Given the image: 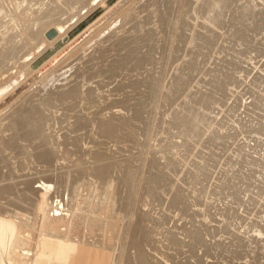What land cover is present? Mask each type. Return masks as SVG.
Returning <instances> with one entry per match:
<instances>
[{
    "label": "bare ground",
    "instance_id": "bare-ground-1",
    "mask_svg": "<svg viewBox=\"0 0 264 264\" xmlns=\"http://www.w3.org/2000/svg\"><path fill=\"white\" fill-rule=\"evenodd\" d=\"M2 1V0H1ZM0 1V2H1ZM20 1V0H19ZM28 2V0H21V4L23 2ZM33 1V0H32ZM37 1V0H36ZM42 1V0H41ZM97 0H52L51 1V4L53 2L54 4V10L52 11L51 9L47 12V14H45L46 16L41 18L40 15H39V18L35 19V26H41V24L45 26V22L46 23H52L54 26H52V28L48 29L46 32L44 31V33L41 31L42 29H35L34 32L32 34V37H34L35 40H37V44L36 42L34 43L36 45V48L38 47L39 49L48 44H52L54 42H56L57 40H59L61 38V36L63 35V32L67 29V26H66V22H63L61 20V18H59V16L62 17V15H64L65 13H67L69 11V13H75V12H72L74 9H79V7L76 8L77 5H82L84 7H89L92 3H96ZM241 0H201L199 2V4H197V6L194 8L191 6V8L189 9L188 8V12H187V17L185 18H188V17H191L192 18H198L197 20L201 19V21H204L206 22L207 24H210V26H220V25H223L224 26V21L226 20L225 16H227V14H230L229 16H233L235 17L236 19H232L233 21H235V26L234 28H232V30L227 32L229 34V37L232 42L233 40L234 41H238V42H241L242 43V46L239 47H236L235 44L233 43L234 47H232L233 45L231 44V46H229L233 52L235 51L236 53H233L234 56L232 58V56H230V58L228 57V59L225 57V55L227 56V54L223 55V57H220L223 58L222 60L225 59L226 62H222L223 65L219 66L222 67L221 70L218 71V69H215L217 71V74L218 73H222V75L220 76V74H218V76L214 75L213 73L211 74V71L213 70H208L206 71L207 73H209V78L214 75V77H212L213 79H211L212 81L209 82V80L207 82H209L208 84H212V86L210 87L209 85V88L206 87L207 85H205V89L202 87L199 86V84L197 82H199V80L197 81L196 79L193 78V76L196 74L195 78L197 77V73H195L196 71H198L197 69V66L203 62V64H209V62L207 63L206 59L210 62H213V60H209V57H206V59L204 58V55L206 56L208 52H210V50H212V47L214 46V43H213V36L212 34L214 35V32H213V27L211 29V31L209 30L211 27L207 28L208 29V32L206 30L205 31V34L206 32L208 34H206L205 36H202L203 34V31L199 32L198 29L197 31L194 30L193 32H190L191 35H187L189 38H190V42H189V45L191 46H187V41L185 40L186 45L190 51L188 52V54L186 55L187 53V50L184 49L186 48L184 46V50H186V57L185 59L183 60L184 61V64H182L180 61L179 62L184 65V69L182 70L181 68H179L181 65L178 64V68L176 69L177 71L179 70L180 74L179 75H174V77H170L171 78V81L170 79H167L164 75V77L167 79V81L169 80L170 84L167 82V84H169V94L168 96H166L164 102L165 103H169L171 104V106L173 105L172 103L177 101L178 103V100L180 102V100L182 98H187L188 102L184 100V102L182 101L181 103V106L180 104L179 105H176L174 103V107L176 106H180L178 108H174L173 109H176V110H173L175 111V114L174 116L172 117V114H169L171 115V117H168V119L170 121H168L166 124H165V129L167 131H170L169 130V126H167V124H169L172 128H176V130H178V133L181 135V136H184L183 139H185V144L188 146L187 149H189V156H194L196 154V152L199 150L200 148V151L199 152V157H201L202 153H203V148L207 147L206 145H208V147L210 146L209 144V141L206 140L203 141V134L201 131H203V127L205 125H207V127L209 126L208 124L211 123L210 120L212 119L211 116L209 114H207V112H205L206 109H204V111H200L199 110V107L201 106L200 104H205V107L206 106H209L211 105H214V103L216 102L217 103V100H221L220 102L224 101L222 100L223 98L221 96H224L225 95V90L228 91V89L230 90V88L227 87V85L229 84H233V83H230L231 80H234L236 81L237 78H236V74L235 73H232V70H235L236 69H232L233 67L235 68L236 64L234 63H237L239 64L240 61H242L243 59V53H245L246 51L250 50L251 51V47L254 46L253 44H251V40L250 41V44H249V39H248V42H245V38L243 37V31L245 29H247V27L250 28L251 24L249 25L247 23L248 20L252 19V17L250 19H248L249 17V13L251 14L252 12H249L250 11V5L253 4L254 2L252 3H244V4H240L241 6L239 7V2ZM244 1V0H243ZM248 1V0H247ZM250 1V0H249ZM254 1V0H253ZM262 1V0H261ZM6 3V0L3 1ZM40 2V1H39ZM152 2V1H151ZM160 2V1H159ZM257 2V1H256ZM10 3V2H9ZM29 3V2H28ZM34 3V2H33ZM3 4V3H2ZM17 4V3H16ZM15 4V5H16ZM36 4V3H35ZM34 4V5H35ZM44 4V2H43ZM50 4V6H51ZM150 3L148 2V5ZM154 4V3H152ZM176 4V3H175ZM179 4V3H178ZM181 4V3H180ZM256 5V8L258 7L257 4L259 3H254ZM20 5V4H19ZM29 5V4H28ZM47 5V4H46ZM169 5V4H168ZM173 5V4H172ZM254 5V7H255ZM263 6L264 3L262 2L260 4V6ZM4 6L6 7V4H4ZM4 6H1L0 4V14H3V11H6L5 9H3L2 7ZM22 6V5H21ZM42 6V4H41ZM161 6V5H160ZM163 6V5H162ZM181 6V5H180ZM40 7V6H39ZM82 7V8H84ZM91 7V6H90ZM89 7V8H90ZM170 7V6H169ZM264 7V6H263ZM262 7V8H263ZM41 8V7H40ZM38 8V9H40ZM48 8V7H47ZM46 8V9H47ZM50 8V7H49ZM81 8V7H80ZM138 8V7H137ZM157 8V7H156ZM161 9V8H160ZM152 10V9H151ZM36 11V10H35ZM38 11V10H37ZM36 11V13H38ZM46 11V10H45ZM258 11H261L263 12V18H264V11L262 10H258ZM24 12V11H23ZM42 12V10H41ZM79 12V11H78ZM157 12V11H156ZM158 12H159V9H158ZM166 12V11H165ZM225 12V14H224ZM32 13V12H31ZM39 13H40V10H39ZM150 13V12H149ZM155 13V12H154ZM162 13V12H161ZM168 13V12H167ZM227 13V14H226ZM29 14V13H28ZM33 14V13H32ZM44 14V13H43ZM42 14V15H43ZM68 14V13H67ZM156 14V13H155ZM170 14V13H169ZM175 14V13H174ZM186 14V13H185ZM255 14V12H254ZM257 14V13H256ZM3 15H0V16H3ZM16 16L17 13H15ZM70 15V14H69ZM75 15V14H74ZM128 15V14H127ZM158 15V14H157ZM160 15V14H159ZM163 15V14H161ZM12 16V15H11ZM34 16V15H33ZM38 16V15H37ZM67 16V15H66ZM71 16V15H70ZM87 16V15H86ZM154 16V15H153ZM252 16V15H251ZM258 15H256L257 17ZM5 17V16H4ZM8 17V16H7ZM6 17V18H7ZM19 17V16H18ZM26 17V16H25ZM74 17V16H73ZM159 17V16H158ZM223 17H224V20H223ZM255 17V18H256ZM13 18V17H12ZM11 20H15V19H12ZM41 18V19H40ZM72 18V16H71ZM162 18V16H161ZM176 18V17H175ZM183 18V17H181ZM259 18V17H257ZM256 18V19H257ZM20 18H18L19 20ZM68 19V18H67ZM66 19V20H67ZM137 19V17H136ZM142 19V18H141ZM145 19V18H144ZM177 19V18H176ZM190 19V18H188ZM229 19V18H228ZM5 20V19H4ZM21 20V19H20ZM64 20V21H66ZM69 20H72L69 18ZM67 20V21H69ZM133 20V19H132ZM143 20V19H142ZM163 20V19H162ZM187 20V19H186ZM196 20V19H195ZM196 20V21H197ZM260 20V19H259ZM134 21V20H133ZM156 21V20H155ZM164 21V20H163ZM178 21V20H177ZM176 21V22H177ZM183 21V20H182ZM189 21V20H188ZM194 21V20H193ZM252 21V20H251ZM254 21V20H253ZM252 21V22H253ZM258 21V20H257ZM4 22V21H3ZM10 22V21H9ZM21 22V21H20ZM162 22V21H161ZM185 22V21H184ZM195 22V21H194ZM200 22V21H198ZM131 23V22H130ZM156 23V22H155ZM159 23V21L157 22ZM165 23V21H164ZM187 23V22H186ZM185 23V24H186ZM189 23V22H188ZM197 23V22H195ZM231 23V22H230ZM250 23V22H249ZM254 23V22H253ZM256 23V22H255ZM259 23V22H258ZM28 24V23H27ZM163 24V23H162ZM200 24V23H199ZM49 25V24H48ZM146 25V24H145ZM161 25V24H159ZM193 25V24H192ZM201 25V24H200ZM198 25V26H200ZM227 25V23H226ZM233 25V24H232ZM155 26V25H154ZM162 26V25H161ZM185 26H188V25H185ZM191 26V25H190ZM222 26V27H223ZM253 26V25H252ZM251 26V27H252ZM42 27V26H41ZM51 27V26H49ZM128 27V26H126ZM182 27V26H181ZM184 27V26H183ZM182 27V28H183ZM206 27V26H205ZM208 27V26H207ZM225 27V26H224ZM230 27V26H229ZM259 27V26H258ZM16 28V27H15ZM27 28V27H26ZM31 28V27H30ZM48 28V27H47ZM111 28H113L111 26ZM131 28V27H130ZM163 28V27H162ZM198 28V27H197ZM204 28V26L201 28H199V30H202ZM248 28V29H249ZM10 29V28H9ZM22 29V28H21ZM20 29V30H21ZM25 29V27L23 28ZM29 29V28H28ZM52 29H55L56 31V35L53 37V38H48L47 37V33L52 30ZM75 29L74 28L68 35L67 39L72 36L74 33H75ZM144 29V28H143ZM155 29V28H154ZM180 29V28H179ZM188 29V27H187ZM32 30V29H31ZM46 30V28H45ZM124 30V29H123ZM127 30V29H126ZM141 30V29H140ZM192 30V29H191ZM227 30V29H226ZM130 30H128L129 32ZM180 31V30H179ZM23 32V31H22ZM25 32V31H24ZM23 32V33H24ZM115 32V31H113ZM112 31L110 32L111 34L113 33ZM124 32V31H123ZM140 32V31H139ZM148 32V31H147ZM145 31V33H147ZM163 32V30H162ZM216 32V31H215ZM225 32V31H224ZM248 32V31H247ZM251 32V31H250ZM15 33V32H14ZM26 33V32H25ZM116 33V32H115ZM136 33V31H135ZM170 33V31H169ZM186 32V29H185V32ZM189 33V32H188ZM257 33V31H256ZM11 34V33H10ZM29 34V33H28ZM106 34V33H105ZM118 34V33H117ZM116 34V35H117ZM144 34V33H143ZM171 34V33H170ZM219 34V33H217ZM216 34V35H217ZM246 34V33H245ZM260 34V33H259ZM12 35V34H11ZM115 35V34H114ZM113 35V36H114ZM119 35V34H118ZM146 35V34H145ZM162 35V34H160ZM181 35H183V32L181 33ZM179 36V42L183 41L184 38L183 36ZM185 35V34H184ZM204 35V34H203ZM224 35V34H222ZM258 35V34H257ZM8 36V35H7ZM21 36V35H20ZM27 36V35H25ZM30 36V35H28ZM27 36V37H28ZM112 36V37H113ZM127 36V35H125ZM124 36V38H125ZM154 36V34H153ZM157 36V35H156ZM167 36V35H166ZM186 36V35H185ZM184 36V37H185ZM13 37V35H12ZM102 37V36H101ZM107 37V35L105 36ZM110 37V35L108 36ZM128 37V36H127ZM135 37V36H134ZM133 37V38H134ZM158 37V36H157ZM163 37V36H162ZM161 37V38H162ZM165 37V36H164ZM187 37V38H188ZM224 37V36H223ZM16 38V37H15ZM116 38V37H115ZM114 38V39H115ZM120 38V37H119ZM118 38V39H119ZM121 38H123L121 36ZM120 38V39H121ZM129 38V37H128ZM148 38H151V37H148ZM155 38V37H154ZM177 38V37H176ZM188 38V40H189ZM231 38H234V39H231ZM244 38V39H243ZM256 38V37H255ZM33 39V38H32ZM67 39H65L64 41H66ZM109 39V38H108ZM112 39V38H110ZM127 39V38H126ZM132 39V38H131ZM130 39V40H131ZM137 39V38H136ZM259 39V38H258ZM9 40V39H8ZM13 41V38L11 39ZM44 40V41H43ZM93 40V39H92ZM124 40V39H122ZM129 40V39H127ZM129 40V41H130ZM135 40V39H134ZM153 38L151 39V42H152ZM156 40V39H155ZM159 40V39H158ZM157 40V41H158ZM161 40V39H160ZM178 40V39H177ZM202 43H200L201 41ZM217 40V39H216ZM215 40V41H216ZM224 40V39H223ZM225 40L227 41L228 38ZM7 41V40H6ZM28 41V40H27ZM34 40H32L33 42ZM64 41H61L59 43H57V45H55L54 48L50 49L49 51H47L43 56H41L39 59H37L29 68L25 69V71L27 73H32L34 71H36V67H40L45 61H47L50 57H52L54 55V53H56L58 50L57 49H60L62 47V45H64ZM112 41V40H111ZM109 42L110 44L112 42ZM125 41V40H124ZM138 41V40H137ZM155 41V43L157 42ZM200 41V42H199ZM225 41V42H226ZM247 41V40H246ZM256 41V40H255ZM14 42V41H13ZM19 42V41H18ZM30 42V41H29ZM27 42V43H29ZM107 43V41H105ZM114 42V40H113ZM123 42V41H122ZM131 42V41H130ZM146 42V41H145ZM150 42V41H149ZM149 42H147L149 44ZM176 42V41H175ZM174 42V43H175ZM219 42V41H218ZM224 42V41H223ZM222 42V43H223ZM224 42V43H225ZM229 44L232 43L230 41H228ZM238 42H235L236 44ZM105 43V44H106ZM121 43V42H120ZM125 43V42H124ZM123 43V45H124ZM128 42H126L127 44ZM135 43V41L133 42V44ZM139 43V42H138ZM138 47L136 49V47L134 49H136L135 51L139 52V49H140V43L138 44ZM144 43V42H143ZM142 43V44H143ZM157 46L160 44L159 41L157 42ZM195 43V44H194ZM227 43V42H226ZM241 43H238L239 45H241ZM255 43V42H253ZM13 44V43H12ZM30 44V43H29ZM84 44V43H83ZM90 44V43H89ZM130 44V43H128ZM131 43V45L129 46L128 49H132L131 47H134L132 46L133 45ZM147 44V45H148ZM6 45H8V43H6ZM10 47L6 46L7 49H9V51L11 52H14L17 48H19V46H11V43L9 44ZM14 45V44H13ZM23 45V44H22ZM21 45V46H22ZM118 45H120L118 43ZM136 45V44H134ZM136 45V46H137ZM151 45V43H150ZM153 46L154 43L152 44ZM164 45V44H163ZM176 45V44H175ZM193 45V46H192ZM216 45V44H215ZM256 45H259L258 47H261L260 43L259 44H255ZM27 46V44L25 45ZM24 46V47H25ZM30 46H32V44H30ZM29 46V47H30ZM106 46H108V44H106ZM127 46V45H126ZM143 46H146V45H143ZM165 46V45H164ZM163 46V47H164ZM167 46V45H166ZM177 46H178V43H177ZM23 47V46H22ZM21 47V48H22ZM28 47V46H27ZM114 46L112 45L111 48H113ZM149 47V46H148ZM147 47V48H148ZM152 47V46H150ZM162 47V48H163ZM168 47V46H167ZM219 47V46H218ZM226 47H228V45L226 44ZM238 48L236 50H234L233 48ZM242 47V48H241ZM258 47L256 46L255 48L258 49ZM15 48V49H14ZM32 48V47H30ZM28 48V49H30ZM109 48V47H108ZM119 48V47H118ZM124 48V46H123ZM153 48V47H152ZM156 48V47H155ZM214 48V47H213ZM229 48V49H230ZM254 48V47H253ZM262 48V47H261ZM264 48V47H263ZM90 49V48H89ZM127 47L125 50H127V52H130L128 51ZM146 49V48H145ZM176 49V48H175ZM174 49V50H175ZM182 49L181 45H180V50ZM182 49V51H183ZM228 49V50H229ZM239 49H241L239 51ZM6 50V49H5ZM13 50V51H12ZM95 50V49H94ZM112 50V49H111ZM133 50V49H132ZM131 50V53L134 52ZM153 49L150 48V52L148 51V53L146 52L145 56H144V59H143V64H140L138 67L142 68L143 69V66L147 64H152L154 63V61L157 59L156 56V53L155 52H158L160 50V47H159V50L158 51H151ZM157 50V49H156ZM167 50V49H166ZM169 50V49H168ZM171 50V49H170ZM179 48H178V51H180ZM215 50V49H214ZM218 50V49H217ZM227 49H225L226 51ZM228 50L226 51V53H228ZM231 50V51H232ZM238 50V51H237ZM254 50V49H253ZM25 51H27L25 49ZM30 51V50H29ZM32 51V50H31ZM102 51V50H101ZM108 51V50H107ZM120 51H122L120 49ZM144 51V50H143ZM163 51V50H162ZM173 51V50H172ZM170 51V52H172ZM206 51V52H205ZM219 51V50H218ZM256 51V50H255ZM259 51V50H257ZM262 51V50H260ZM19 52V51H18ZM17 52V53H18ZM21 52H22V49H21ZM28 52V51H27ZM100 52V51H99ZM177 52V51H176ZM181 52V51H180ZM185 51H183V54H184ZM201 53V56L204 58L203 60H198L200 58V55L199 57L196 56L198 54L196 53ZM224 52V51H223ZM222 52V54H224ZM241 52V53H239ZM249 52V51H248ZM3 53V52H2ZM23 53V52H22ZM93 53V52H92ZM110 53V52H109ZM120 53V52H119ZM122 53V52H121ZM130 53V54H131ZM153 53H154V57L153 58ZM182 53V52H181ZM191 56L194 54V56L197 58L196 60L192 59L193 57H190L188 55ZM206 53V54H205ZM239 53V54H238ZM258 53V52H257ZM1 54V53H0ZM13 54V53H11ZM26 54V53H24ZM28 54V53H27ZM30 54V53H29ZM79 54V53H78ZM108 54V53H107ZM116 54V53H115ZM118 54V53H117ZM126 55H128L129 57V60L131 59L129 56L130 54L126 53ZM136 54V53H135ZM158 54V53H157ZM177 54V53H176ZM203 54V55H202ZM211 55H214L210 52ZM210 54H208L209 56H211ZM217 54V53H215ZM228 54H231V52H229ZM247 54V53H246ZM250 54V53H248ZM247 54V55H248ZM264 54V53H263ZM3 55V54H1ZM9 56V54H7ZM18 55V54H17ZM92 55V54H91ZM95 55V54H94ZM97 55V54H96ZM99 55V54H98ZM101 55V54H100ZM109 55V54H108ZM107 55V56H108ZM125 55V56H126ZM132 55V54H131ZM138 55V53H137ZM137 55L135 56L137 58ZM142 55V54H141ZM156 55V56H155ZM166 55V54H165ZM170 55V54H169ZM179 55V54H178ZM207 55V56H208ZM219 55L221 56V54L219 53ZM218 55V56H219ZM259 56V54H257ZM256 55V56H257ZM4 56V55H3ZM6 56V54H5ZM6 56V57H8ZM77 56H80L77 55ZM93 56V55H92ZM122 56V55H121ZM123 56V57H125ZM134 56V54H133ZM132 56V57H133ZM143 56V55H142ZM177 56V55H176ZM182 56V54H181ZM181 56H179V58H181ZM217 56V58H218ZM242 56V58H241ZM249 56V55H248ZM247 56V57H248ZM252 56V55H250ZM1 57V56H0ZM24 57V56H23ZM85 57V56H84ZM120 57V55H119ZM127 57V56H126ZM127 57V59H128ZM134 57V58H135ZM162 57V56H161ZM165 57V56H164ZM163 57V58H164ZM167 57V56H166ZM188 57V58H187ZM190 57V58H189ZM194 57V58H195ZM246 57V56H245ZM244 57V58H245ZM253 57V56H252ZM18 58V56H17ZM25 59H23L25 62L27 61V59L29 58L28 55H26L24 57ZM122 58V57H121ZM140 58V56H139ZM162 58V59H163ZM177 58V59H179ZM212 58V56L210 57V59ZM214 58V56H213ZM216 58V57H215ZM214 58V59H215ZM2 59V57H1ZM4 59V57H3ZM2 59V60H3ZM6 59V58H5ZM12 59V58H11ZM16 59V58H15ZM76 59V58H75ZM99 59V58H98ZM97 59V60H98ZM111 59V58H110ZM120 59V58H119ZM118 59V61H119ZM124 60V61H121V60ZM120 59V62H123L122 64L124 65L125 62V59L122 58ZM126 59V61H128ZM142 59V58H141ZM155 59V60H153ZM158 59H159V56H158ZM175 59V57L173 58ZM182 59V58H181ZM219 59V58H218ZM216 59V60H218ZM231 59V62L234 61L233 63H229L228 61H230ZM247 59V58H246ZM245 59V60H246ZM253 59V58H251ZM250 59V60H251ZM9 60V59H8ZM7 60V61H8ZM81 60V59H80ZM96 60V61H97ZM165 60V59H164ZM163 60V61H164ZM199 61V64H197L196 66V63ZM205 60V62H204ZM245 60H243L245 62ZM254 60V59H253ZM259 60V59H258ZM6 61V62H7ZM19 61V60H18ZM75 61V60H74ZM86 61V60H85ZM117 61V62H118ZM134 61V60H133ZM153 63H149V62H152ZM156 65L158 63V61L160 60H156ZM175 61V60H174ZM178 61V60H177ZM196 61V63L194 62ZM249 61V60H248ZM260 61V60H259ZM4 62V64L6 63ZM17 62V61H16ZM71 62V61H70ZM69 62V63H70ZM89 62V61H88ZM116 62V60L114 61ZM116 62V63H117ZM119 62V63H120ZM137 62V61H136ZM142 63V61H139ZM178 62V63H179ZM220 62V60H219ZM217 61V63H219ZM27 63V62H26ZM91 63V62H90ZM161 63V61L159 62ZM216 63V64H217ZM221 63V62H220ZM251 63V61H250ZM263 63V62H262ZM261 63V64H262ZM1 64V63H0ZM14 64V63H13ZM77 64V63H76ZM85 64V63H84ZM108 64V63H107ZM121 64V65H122ZM133 64V63H132ZM138 64V63H137ZM148 64H147V67H148ZM204 64V66H205ZM212 64V63H211ZM211 64L207 65V67L210 69V67H216L218 68V65L215 66V64H212L214 66H211ZM232 64H234L235 66L232 67ZM242 64V63H240ZM245 64V63H244ZM246 64H248L246 62ZM258 64V63H257ZM9 64L7 63V66ZM15 65V64H14ZM96 65V64H95ZM109 65V64H108ZM160 65V64H158ZM162 65V63H161ZM174 65V64H173ZM202 65V64H201ZM243 65V64H242ZM251 65V64H250ZM250 65H246L245 67H250ZM260 65V63H259ZM5 66V65H4ZM91 66V65H90ZM89 66V67H90ZM93 66V65H92ZM91 66V67H92ZM111 66V65H110ZM119 66V65H118ZM117 66V67H118ZM135 66V64H134ZM150 66V65H149ZM203 66V67H204ZM210 66V67H209ZM238 66V65H237ZM254 66L256 67V65L254 64ZM1 67V66H0ZM10 67V66H9ZM8 67V68H9ZM70 67V66H69ZM78 67V66H77ZM76 67V68H77ZM85 67V66H84ZM88 67V66H87ZM90 67V68H91ZM120 67V66H119ZM126 67V65L124 66ZM154 67V65H153ZM159 67V66H158ZM161 67V66H160ZM163 67H165L163 65ZM159 68V71L160 70H164V68ZM167 67V65H166ZM182 67V66H181ZM199 67V66H198ZM207 67L205 69H207ZM244 67V68H245ZM2 68V67H1ZM66 68V67H65ZM72 68V67H71ZM101 68V67H100ZM115 68V67H114ZM122 68V67H121ZM131 68V66H130ZM135 68V67H134ZM155 68H157L155 66ZM169 69V65L167 67ZM173 67L170 66V69H172ZM175 68V67H174ZM252 68V67H251ZM13 69V68H12ZM36 69V70H35ZM64 69V67H63ZM138 69V68H136ZM141 69V70H142ZM166 69V68H165ZM181 69V70H180ZM204 69V68H202ZM204 69V70H205ZM213 69V68H211ZM242 69L243 71L245 69H243V66L242 68H239V70ZM255 69V68H254ZM5 70V69H4ZM91 70V69H90ZM140 70V69H139ZM154 70V69H153ZM156 70V69H155ZM173 70V69H172ZM199 70L201 71L202 73V70H201V67H199ZM203 70V71H204ZM214 70V73L216 72ZM239 71V72H243V71ZM247 70V69H246ZM252 70V69H251ZM23 72V73H26V72ZM69 71V70H68ZM93 71V70H92ZM96 71V70H95ZM99 71V70H97ZM122 71V70H121ZM126 71V70H125ZM132 71V70H131ZM130 71V72H131ZM157 71V70H156ZM169 71V70H168ZM199 71V72H200ZM221 71V72H220ZM234 71V72H235ZM237 71H238V68H237ZM249 71V70H248ZM62 72V71H61ZM91 72V71H90ZM102 72V71H101ZM119 72V71H117ZM137 72H140L137 70ZM136 72V73H137ZM146 72V71H145ZM143 72V73H145ZM161 72V71H160ZM165 71H163L164 73ZM171 72V71H170ZM169 72V74H171ZM174 72V70L172 71ZM178 72V73H179ZM182 72V73H181ZM246 72V71H245ZM259 72V71H258ZM66 73V72H65ZM77 73V72H76ZM98 73V72H97ZM105 73V72H103ZM143 73H141L143 75ZM147 73H150V69H149V72H146ZM158 74L159 72H154L153 74ZM162 73V72H161ZM161 73H159L161 75ZM162 73V75H163ZM165 73H168L167 70ZM176 73V72H175ZM195 73V74H193ZM200 73V74H201ZM204 73V72H203ZM253 73V72H252ZM69 74V72H68ZM74 74V73H73ZM86 74V73H85ZM94 74V73H93ZM114 74V73H113ZM145 74V75H146ZM169 74H168V77H169ZM205 74V73H204ZM234 74V76H233ZM238 74V73H237ZM248 74V73H247ZM246 74V75H247ZM71 75V74H70ZM102 75V74H101ZM127 75V74H126ZM131 75V73H130ZM135 75V74H134ZM150 75V74H148ZM160 75H155L157 76L156 79H151L152 81V84L150 83V85H152V87H155L156 88V85L158 84V86L161 85L160 82H162L163 80L160 78L161 76ZM172 75V74H171ZM208 76V74H206ZM206 75L204 76L206 79ZM236 75V76H235ZM255 75V74H254ZM262 75V74H261ZM67 76V75H66ZM74 76V75H73ZM104 76V75H103ZM117 76V75H116ZM128 76V75H127ZM126 76V77H127ZM158 76L160 78V80L162 81H159L158 79ZM167 76V75H166ZM201 75H198V77L200 78ZM243 76V74H242ZM248 76V75H247ZM246 76V77H247ZM260 76V75H259ZM75 77V76H74ZM92 77V75L90 76ZM105 77V76H104ZM103 77V78H104ZM115 77V76H114ZM132 77V76H131ZM150 77V76H149ZM152 77V76H151ZM162 76V78H164ZM203 78V76H201ZM85 78V77H84ZM106 78V77H105ZM258 78V76H257ZM262 78V77H261ZM57 79V78H56ZM100 79V78H99ZM194 79V81H197V82H194L198 85H193L191 84L192 83V80ZM204 79H202V81H205ZM129 80V79H128ZM139 80V79H138ZM201 80V78H200ZM207 80V79H206ZM233 80V82H235ZM243 80V79H242ZM242 80L240 82H242ZM256 80V84H263V81L264 79L261 80V82H259L260 80L258 79H254ZM257 80H258V83H257ZM76 81H78L76 79ZM80 81V80H79ZM103 81V80H101ZM100 81V82H101ZM124 81V80H123ZM126 81V80H125ZM134 81V80H133ZM147 81V80H145ZM165 81V80H164ZM59 82V81H58ZM63 82V81H62ZM70 82V81H69ZM95 82V81H94ZM115 82V81H114ZM150 82V80H149ZM160 85H159V83ZM201 82V81H200ZM205 82V83H207ZM255 82V81H254ZM15 82H12V83H8L7 85H4L2 87H0V101L3 99V96L7 93V91L10 89V87L14 84ZM136 83V82H135ZM155 83V84H154ZM202 83V82H201ZM204 83V82H203ZM238 83V82H237ZM50 84V83H49ZM52 84V83H51ZM98 84V83H97ZM131 84V83H130ZM134 84V83H133ZM149 84V83H148ZM166 84V83H164ZM261 84V85H262ZM80 85V84H78ZM124 85V83H123ZM128 86L129 83L127 84ZM126 85V86H127ZM140 85V84H139ZM236 85V83H235ZM238 85V84H237ZM241 85V84H240ZM250 85V84H249ZM253 85V84H252ZM46 86V85H45ZM49 86V85H48ZM52 88L50 89L51 91H48V98L46 99H43L39 102L38 100L36 101V103L34 101V103L31 102V100H28L26 101L22 107H23V111L19 112H15V114H13V118L8 121V123H10V126L6 124H4L3 127H0L1 128V133L2 135H4V138L6 137V141L3 143V145L0 146V149L4 146L5 147H8L9 148V151L10 152V160H12L11 162H8V164H3V162H1L0 164V264H237V262L235 263V261H239V260H242L245 258H249V261L247 263H242V264H264V260L261 259V256L264 254L263 251H261V248L259 245V242L257 243V239H259V237L257 238L256 235H254L253 233L252 236L253 237H250V238H246L248 237V235L246 237H242V235L236 231L237 229L233 228L232 226H230L228 224V226H221V227H210V225H206V223L204 224L203 221H199L201 218H204V217H210V213H209V209L211 208V205L212 203L209 202L208 199H205L204 197V200H208L207 201H203V198L202 196L208 194V195H211V199H214L215 198L219 199V198H225V204L228 206V214L226 213L225 215H227V218L228 219H236L237 217H242V216H239L241 214V211L242 209H240V214L235 218V213L232 214V211L233 212H238V210L236 211L235 209H238V208H241L243 206V208L245 207V205H248L246 204V201L244 199H246L245 197L243 198V193L241 190V187H239L241 190H238L236 188V186L238 187V185L240 186H243L244 188V184L242 183L241 184H238L236 185V182L235 183V186L233 185H230L228 186L227 184V187H215L214 184H210L209 185V180L211 178V172H213V170H209L212 166L217 168L213 163H216L219 158H221L220 161H225V157L223 159V157H221L222 155L219 154L218 152H215V151H209L206 152L208 153V156H204L205 158L208 157V162L206 160H204V164L207 162V167L205 168V170L203 169H200V168H204L199 166L200 168H197L199 169L198 171H196V166H197V163L196 161H194L195 163H193L192 165L190 164L187 168L191 169V171L188 173L184 171L185 173V177L184 179H176L174 178H171L172 175H170L171 173L173 174L175 171L177 172V167H179V165L181 164L180 161L181 160H172V159H169V162H168V158L166 159L167 160V164L164 165V163L161 165V167L157 166L155 163H152L154 162V160L156 159V157H154L155 159H153V161L151 162V164H148V166L146 165L145 168L147 170L146 173H148L149 176H147L148 180L146 181L145 178H143L144 180L143 181H146L141 187L137 186V183L136 186H134V181L137 180L134 178L135 174L137 172H135L134 174V171L133 168L135 167H129V169H132V170H126V168H122L124 165V163L121 162L122 165H120V169L122 168L123 170L121 171L119 168H117V163H109L107 161V163H104L106 162V160L108 159L109 160V157L111 158V156L108 157L109 153L107 152H110L108 148H105L107 147L108 145V142L110 143V141L108 140H111L113 142L116 143H120V146L118 148V146H114V147H117L114 148L112 147V143L109 144L111 146L109 147H112L114 149H116V152L117 150L119 151V149H121V143L122 141L125 139H128L130 138L132 135L135 136V131L133 129H135V126L136 124L135 123H138L141 119H143L142 115H141V110L139 109V107H143L146 106L144 104V106L141 104L139 106L138 104V107L136 108V105L132 104V111H134L133 113H135L134 115L130 114L127 112V110L130 112V109L131 107L129 108V106H127L128 108L125 107V105H119L117 106L118 102H116L115 104H113L112 101L106 103V105L108 104L109 106H106L105 103L104 105L105 106H100V110L98 109L97 111H94L93 113L90 111L89 114H87L86 112H81L79 110V112H74L76 107H79L77 106L76 104L77 103H73V101H75V97L74 99H71L75 94L79 95L80 92H79V86H74L72 87V89L70 88V90L66 93L65 89L63 90H59V89H62L65 87V84H59V83H55V84H52L51 85ZM67 86H69L67 84ZM72 86V85H71ZM100 86V85H99ZM157 86V87H158ZM162 86V85H161ZM166 86V85H164ZM193 87L194 90H189L190 87ZM231 86V85H230ZM234 86V85H232ZM239 86V85H238ZM236 86V89L237 87ZM251 86V85H250ZM259 86V85H258ZM122 87V86H120ZM125 87V86H124ZM139 87V86H138ZM151 87V86H150ZM151 87V88H152ZM191 87V88H192ZM249 87V86H248ZM261 87V86H260ZM264 87V86H263ZM261 87V88H263ZM49 88V87H48ZM58 88V90L55 91V89ZM68 88V87H67ZM108 88V87H107ZM131 88V87H129ZM162 88V87H161ZM165 88H168L167 87H164V90ZM228 88V89H227ZM239 88V87H238ZM242 89V87H240ZM245 88V87H244ZM257 88V87H256ZM256 88H253V89H256ZM44 89V88H43ZM145 89V88H144ZM148 89V88H147ZM157 89V88H156ZM250 89V88H249ZM95 90V89H94ZM124 90V89H123ZM139 90V88H138ZM137 90V91H138ZM259 90V89H258ZM262 90V89H261ZM264 90V89H263ZM13 91V90H12ZM10 91V93L12 92ZM116 91V90H115ZM118 91V90H117ZM116 91V92H117ZM122 91V89H120V92ZM127 91V90H126ZM131 91V90H130ZM155 91V90H154ZM226 91V92H227ZM232 91V89H231ZM237 91V90H236ZM247 91V90H246ZM90 92H93V91H90ZM99 92V91H98ZM97 92V93H98ZM134 92V91H133ZM141 92V90H140ZM149 92V91H148ZM153 92V91H152ZM248 92H251V91H248ZM253 92V91H252ZM41 93V91H40ZM46 93V92H45ZM85 93V92H84ZM122 93V92H121ZM125 93V92H124ZM128 93V92H126ZM146 93V91H145ZM167 93V92H166ZM234 93V92H233ZM232 93V94H233ZM241 93V92H240ZM256 93V91H255ZM258 93V91H257ZM261 93V92H260ZM87 94H88V91H87ZM94 94V93H93ZM100 94V92H99ZM143 94V93H142ZM152 94V93H151ZM150 94V95H151ZM160 94V93H159ZM164 94V93H163ZM162 94V95H163ZM245 94V93H244ZM248 94V93H247ZM43 95V94H42ZM45 95V94H44ZM75 95V96H77ZM113 95V94H112ZM131 95V94H130ZM129 95V96H130ZM140 95V94H139ZM137 95V96H139ZM149 95V94H148ZM147 95V96H148ZM157 94H153V96H156ZM167 95V94H166ZM186 95V96H185ZM228 95V92L227 94ZM235 95V94H234ZM239 95V94H238ZM241 95V94H240ZM254 95V93L252 94ZM257 95V94H255ZM254 95V96H255ZM38 96V95H37ZM69 96H72L70 97V100H72V103L70 104V102L68 103L67 105V102H68V99H69ZM82 96V95H81ZM84 96V95H83ZM136 96V95H135ZM143 96V95H142ZM233 96V95H232ZM251 96V95H250ZM253 96V97H254ZM261 96V94H260ZM28 97V96H27ZM41 97V96H40ZM78 97V96H77ZM106 97H109V96H106ZM117 97V96H116ZM145 97V96H144ZM157 97V96H156ZM219 97V99L217 98ZM239 97H242V96H239ZM252 97V96H251ZM256 97V96H255ZM259 97V96H258ZM263 97V96H262ZM59 98H62V102L60 103V100ZM110 98V97H109ZM109 98H108V101H109ZM118 98V97H117ZM151 98V97H149ZM148 98V100H149ZM154 98V97H153ZM153 98L150 99L153 100ZM225 98V97H224ZM227 98H229L227 96ZM227 98H225V100H227ZM232 98V97H231ZM243 98V97H242ZM245 98V97H244ZM249 98V96H248ZM264 98V97H263ZM125 99V97H124ZM130 99V98H129ZM132 99V98H131ZM134 99V98H133ZM137 99V98H136ZM159 99V98H157ZM163 99V97L161 98ZM159 99V100H161ZM235 99V98H234ZM251 99V98H250ZM257 100V97L255 98ZM35 100V98H34ZM69 100V101H70ZM105 100V99H104ZM103 100V101H104ZM107 100V99H106ZM126 100V99H125ZM123 100V101H125ZM203 100V102H202ZM231 100V99H230ZM241 101V99H239ZM243 100V99H242ZM262 100V99H261ZM80 103H82L83 105H81V109L82 111H87L88 109H91L92 106H88V104L85 106H88L90 108L87 109V107H83L84 106V101L85 100H81L79 101V99L77 100ZM88 101V100H87ZM86 101V103H87ZM102 101V102H103ZM130 102V100H127ZM146 101V100H145ZM158 101V100H157ZM239 101V102H240ZM245 101V100H243ZM252 101H254V98H252ZM39 102V103H37ZM58 102V106H56L57 104H55V106L53 105L54 103ZM101 102V101H100ZM107 102V101H106ZM126 102V101H125ZM133 102H135L133 100ZM137 102V100H136ZM141 102V101H139ZM138 102V103H139ZM144 102V100H143ZM154 102V100H153ZM163 102V101H162ZM226 102V101H225ZM233 102V100H232ZM247 102V101H246ZM263 102V101H261ZM260 100L256 101L254 104H251L255 109H260L262 106V103L261 104ZM92 103V102H91ZM99 103V102H98ZM132 103V102H131ZM150 104H152V106L150 104H148L149 106H146L148 107L147 109H149V107L151 106L152 109L154 110V108L158 109L157 104L156 103V100L154 103L152 102H149ZM227 103V102H226ZM78 104V105H79ZM120 104V103H119ZM127 104V103H126ZM223 104V103H221ZM234 104V103H233ZM241 104V103H240ZM245 104V103H244ZM26 105V107L24 108V106ZM65 105V106H64ZM66 105H67V108H66ZM94 105V104H93ZM128 105V104H127ZM130 105V104H129ZM164 105L163 107L165 108V104H162ZM230 105V104H229ZM264 105V104H263ZM63 106V107H61ZM111 106V107H110ZM167 106V105H166ZM204 106V105H203ZM202 106V107H203ZM222 106V105H220ZM224 106H226L224 104ZM249 106V105H248ZM79 107V109H80ZM97 106H95L96 108ZM125 107V108H124ZM140 107V108H141ZM229 107V106H228ZM242 107V106H241ZM247 107V106H246ZM53 109V113L50 115V116H43L42 115V112L44 111H47V109ZM114 108H121L122 111H115V112H111L112 109ZM163 108V109H164ZM167 108V107H166ZM169 108V107H168ZM207 108V107H206ZM250 108V107H249ZM22 109V108H21ZM49 109V110H50ZM56 109V110H54ZM145 109V108H144ZM143 109V111H144ZM150 109V110H152ZM157 109L154 110V113L153 111L151 113L155 114V112H157ZM208 110L209 109H212V108H207ZM222 109V108H221ZM231 109V108H230ZM240 109V108H239ZM243 109V108H242ZM262 109V108H261ZM64 111L62 112L63 114L61 116H58L56 113H58L59 111ZM94 110V106H93V109ZM96 110V109H95ZM107 110H111L109 111V113H107L108 111ZM116 110V109H115ZM158 110H160L159 112H162L161 109L159 108ZM168 110V109H167ZM170 110H172L171 108L168 110L169 112H171ZM203 110V108H202ZM218 109L215 110V113ZM227 110V109H226ZM225 110V111H226ZM234 110V108H233ZM236 110V109H235ZM245 110V109H244ZM248 110V109H246ZM89 111V110H88ZM128 115H127V113ZM131 111V113H132ZM165 111V109L163 110V112ZM207 111V110H206ZM221 111V110H220ZM254 111V109H253ZM252 111V112H253ZM124 112V113H123ZM148 112V111H147ZM158 112V113H159ZM214 112V111H213ZM219 112V111H217ZM227 112V111H226ZM246 112V111H245ZM262 112V111H261ZM11 113V112H10ZM13 113V111H12ZM45 113V112H44ZM47 113H50V112H47ZM61 113V112H60ZM146 113V112H145ZM225 113V112H224ZM223 113V114H224ZM232 113V112H231ZM235 113V112H234ZM242 113V111H241ZM244 113V112H243ZM255 113V112H254ZM257 113V112H256ZM263 113V112H262ZM143 114V112H142ZM149 114H150V111H149ZM151 114V116L153 115ZM163 113H161V117H165L167 114H165V116L163 115ZM248 114V113H247ZM229 115V114H227ZM231 115V114H230ZM229 115V116H230ZM243 115V114H242ZM245 115V114H244ZM243 115V116H244ZM250 115V114H249ZM247 115V116H249ZM262 115V114H261ZM150 116V117H151ZM213 116V114H212ZM223 116V115H222ZM226 116V115H225ZM232 116V115H231ZM236 116V115H235ZM240 116V115H239ZM246 116V115H245ZM244 116V118H245ZM258 116V115H257ZM260 116V115H259ZM147 117V115L145 116V118ZM149 117V116H148ZM241 117V116H240ZM143 120L144 122V127L146 128L147 126L145 124L148 125V122H145L146 120H148L146 118V120ZM155 118V117H154ZM214 118V117H213ZM232 118V117H230ZM236 118V117H235ZM252 121L253 119V116L249 117ZM247 117V119H249ZM10 119V117H9ZM161 118L158 119V121L160 120ZM221 119V118H220ZM223 119V118H222ZM239 119V118H238ZM246 119V120H247ZM139 120V121H138ZM150 120V119H149ZM162 120V119H161ZM160 120V121H161ZM166 120V118H165ZM216 120V119H215ZM230 120V119H229ZM234 120V119H233ZM232 120V121H233ZM237 120V119H236ZM241 120V118H240ZM238 120L236 123H238V125L240 127H242V130H246L248 131V133L246 135H249V131L251 132H254V134L256 133V136L258 137V139H260L259 137L261 136H258L257 135V132L258 134L261 132V130L263 131L264 128H262V123L259 127H253L254 125L251 124L252 122L254 123V121H252L251 123L250 122H247L245 119L244 121H240ZM255 120V118H254ZM137 121V122H136ZM151 121V120H150ZM149 121V122H150ZM157 121V120H156ZM212 121V120H211ZM250 121V120H249ZM261 121H264L263 119ZM3 122V121H2ZM54 122V124L56 126H58L59 124H65L66 126V131L63 133H59L60 131H58V134L56 132V135H52L51 132V128L54 127L55 129V125L52 123ZM141 122V123H143ZM215 122V121H214ZM219 122H221L219 120ZM230 122V121H228ZM257 122V121H256ZM7 123V122H6ZM141 123L139 122L138 125H141ZM155 123V122H154ZM154 123H152L153 125H155ZM163 123V121L161 122ZM165 123V121H164ZM215 123H218L215 122ZM215 123H212L213 125ZM227 123V122H226ZM233 123V122H232ZM258 123V122H257ZM212 124H210L212 126ZM225 124V123H224ZM255 124V123H254ZM6 125V126H5ZM54 125V126H53ZM143 125V124H142ZM141 125V126H142ZM152 125V126H153ZM161 126L160 124L157 123V126ZM173 125V126H172ZM217 125H220L217 124ZM227 125V124H226ZM257 125V124H256ZM2 126V125H1ZM140 126V127H141ZM156 126V127H157ZM164 126V125H163ZM162 126V127H163ZM167 126V127H166ZM216 126V125H215ZM232 126V125H231ZM12 127V130L15 129L17 130V132L15 133L14 132V135H13V131L11 133V131L9 132V130L11 129ZM139 126H137L138 130L140 129ZM142 126V129L144 128ZM149 127H150V124H149ZM148 129L152 131H155L153 130V127H150ZM155 127V126H154ZM224 127V126H223ZM239 127V128H240ZM48 128L50 129L49 131V135L47 137V139H45V134L43 135L44 137L41 139V135L44 133H40L41 132V129L42 130H48ZM58 128L57 130H59V126L56 127ZM163 128V130H164ZM206 128V127H205ZM213 128V127H212ZM211 128V129H212ZM235 129V127H233ZM65 129V128H63ZM147 129V128H146ZM155 129V128H154ZM157 129V128H156ZM208 129V128H207ZM210 129V128H209ZM210 129V130H211ZM215 129V128H214ZM220 129V128H219ZM230 129V128H229ZM53 130V129H52ZM136 130V129H135ZM145 130V129H143ZM165 130V132H166ZM172 130V129H171ZM175 130V129H174ZM205 130V129H204ZM218 130V128H217ZM239 130V129H237ZM45 131V132H46ZM142 131V130H141ZM140 131V132H141ZM158 131V129L156 130V132ZM162 131V130H161ZM208 131V130H207ZM212 131V130H211ZM230 131V130H229ZM232 131V130H231ZM234 131V130H233ZM137 132V130H136ZM139 132V131H138ZM139 132V133H140ZM155 134H159L156 133ZM172 132V131H170ZM169 132V133H170ZM177 132V131H176ZM236 132V131H235ZM245 132V131H243ZM243 132H241L242 134H239L242 136L243 135ZM48 133V131H47ZM150 133V132H149ZM154 133V132H153ZM162 134L164 133V131L161 132ZM210 133V132H209ZM229 132L226 133V130H225V133L223 132L224 135L228 134ZM231 133V132H230ZM263 133V132H261ZM17 134V135H16ZM101 134H104V135H101ZM138 134V133H137ZM167 134V132L165 133ZM175 134V133H174ZM207 134V133H206ZM217 134V133H216ZM219 134V133H218ZM237 134V132H236ZM245 134V133H244ZM47 135V134H46ZM205 135V133H204ZM235 135V134H234ZM238 135V134H237ZM244 135V137L246 136ZM261 135V134H259ZM263 135V134H262ZM138 136V135H137ZM143 136V135H142ZM141 136V137H142ZM159 136V135H158ZM164 137V135H162ZM177 136V135H175ZM210 136V135H209ZM227 136V135H226ZM239 136V137H241ZM1 137V136H0ZM40 137V139H39ZM136 137V136H135ZM134 137V138H135ZM203 137V138H202ZM231 137V136H230ZM229 137V138H230ZM243 137V136H242ZM243 137V138H244ZM248 137V136H247ZM250 137V136H249ZM255 137V136H254ZM2 138V137H1ZM137 138V137H136ZM155 138V136H154ZM153 138V139H154ZM166 138L168 139V135H166ZM165 138V139H166ZM169 138H170V135H169ZM178 138V137H177ZM210 138V137H209ZM220 138H222L220 136ZM220 138H218L220 140ZM228 138V137H227ZM237 138V136H236ZM241 138V139H243ZM253 138V137H252ZM250 138V140L252 139ZM201 139L203 142H205L204 144H201ZM207 139V138H206ZM212 139V138H211ZM217 139V138H216ZM143 140V139H142ZM157 140V139H156ZM155 140V141H156ZM181 140V139H180ZM200 140V141H199ZM205 140V139H204ZM224 140V139H223ZM237 140L240 142V138H237ZM236 140V141H237ZM247 140V138H246ZM254 140V139H252ZM257 140V139H255ZM254 140V141H255ZM262 140V139H261ZM260 140V141H261ZM264 140V139H263ZM107 141V142H106ZM128 141V140H126ZM137 141V140H136ZM140 141V140H139ZM235 139H234V142H232V139H228L227 141H225V144H221L220 141L218 143L220 144H217L218 146L220 145L222 151L219 149V152H228L227 155L232 152L231 151V146H232V143L233 145H235L234 143H236ZM244 141H245V138H244ZM258 141V140H257ZM21 142V143H20ZM129 142H132V140H130ZM129 142H126V143H129ZM146 142V141H145ZM149 142V141H148ZM217 142V141H216ZM242 142V140H241ZM249 142L248 140L246 141V143ZM262 142V141H261ZM260 142V143H261ZM125 143V142H123ZM142 143V142H141ZM170 144V142H168ZM238 143V142H237ZM245 143V144H246ZM264 143V142H263ZM261 143V144H263ZM107 144V145H106ZM114 144V143H113ZM130 144V143H129ZM214 144V143H213ZM244 144V142H243ZM244 144V145H245ZM249 144V143H248ZM253 144L255 145V143L253 142ZM253 144L251 145V148L254 150L256 148H254L255 146H253ZM259 144V143H258ZM257 145L256 147L259 148L260 145ZM124 145V148L125 147V144H122V146ZM147 145V144H146ZM151 145V144H150ZM164 145V144H163ZM167 145V144H165ZM202 145V147H200ZM212 145V144H211ZM237 145V144H236ZM243 145V146H244ZM157 146V145H156ZM161 146V145H160ZM185 146V145H184ZM240 146V144H239ZM250 145H248L249 147ZM259 146V147H258ZM264 146V145H262ZM261 146V147H262ZM133 147V146H132ZM146 147V146H145ZM153 147V145H152ZM237 149H238V146H236ZM124 148H122L121 150H123ZM142 148V147H141ZM154 148V147H153ZM183 148V147H182ZM242 148V146H241ZM239 148V150L237 151V149L235 151H237L236 154H239L241 153L244 158L246 159L247 162H251V154L250 152L246 150H243V148L241 149ZM250 148V150H252ZM264 148V147H263ZM7 149V148H6ZM19 149V150H18ZM65 149H72L70 150L71 152L73 151V156H69L70 158L67 159L66 155L63 154V151ZM111 149V148H110ZM129 149V148H127ZM136 149V148H134ZM144 149H147V148H144ZM149 149H152V148H149ZM203 149V150H202ZM233 149V148H232ZM242 151H241V150ZM260 149V148H259ZM5 150V149H3ZM126 150V149H125ZM131 150V149H130ZM160 150V149H159ZM162 150V149H161ZM178 150V149H177ZM258 150V149H257ZM7 151V150H6ZM4 151V152H6ZM15 151H18L20 153L21 152H24V153H21L23 154L22 156L20 155H17L15 154L16 152ZM68 151V150H67ZM66 151V152H67ZM112 151V150H111ZM134 151V150H133ZM164 151V150H163ZM162 151V152H163ZM182 151V150H181ZM180 151V152H181ZM240 151V152H239ZM260 150H258L259 152ZM262 151V150H261ZM3 152V154H4ZM65 152V151H64ZM122 152V151H121ZM220 152V153H221ZM252 152V151H251ZM254 152H256L254 150ZM18 153V154H19ZM69 153V152H67ZM124 153V151H123ZM133 153V152H132ZM136 153V152H135ZM150 153V152H149ZM154 153V152H153ZM167 153V152H166ZM261 153V152H259ZM1 154V155H3ZM117 154V153H116ZM121 154V153H120ZM134 154V153H133ZM156 154V152H155ZM175 154V153H174ZM177 154V153H176ZM232 154V153H230ZM229 154V159L231 160V155ZM253 154V153H252ZM263 154V153H262ZM124 155V154H123ZM126 155V154H125ZM148 155V154H147ZM164 155V154H163ZM162 155V156H163ZM169 155V154H168ZM173 155V154H171ZM180 155V154H179ZM183 155V154H182ZM185 155V154H184ZM186 155V156H188ZM221 155V156H220ZM226 155V153H225ZM235 155V153L232 154V156ZM240 155V154H239ZM238 155V156H239ZM257 155V154H254V156ZM264 155V154H263ZM151 156V155H150ZM191 156V157H192ZM242 156L241 159H244ZM253 156V157H254ZM4 157V155H3ZM113 157V156H112ZM122 157V156H121ZM142 157H144L142 155ZM141 157V158H142ZM159 157V156H158ZM157 157V158H158ZM196 157V156H195ZM227 157V156H226ZM227 157V159H228ZM237 157V158H239ZM72 158H75V160L77 159H81L86 166H84L83 169H78L76 168V166L78 165V162L76 161L77 165L73 162V160H70ZM77 158V159H76ZM125 158V157H124ZM140 158V157H139ZM2 159V158H1ZM15 159H18L16 160L15 162L13 160ZM115 159V158H114ZM129 159V158H128ZM131 159V158H130ZM160 159V158H159ZM182 159V158H181ZM188 159H191L190 157ZM195 159V158H194ZM223 159V160H222ZM226 159V160H227ZM233 159V158H232ZM236 160V158H234ZM233 159V160H234ZM254 159V158H253ZM3 160H6V157L3 158ZM123 160H126V159H123ZM137 160V159H136ZM135 160V161H136ZM141 160V159H140ZM183 160V159H182ZM201 160V159H200ZM239 160V159H238ZM2 161V160H1ZM8 161V160H6ZM79 161V160H78ZM148 161V160H147ZM156 161V160H155ZM159 160L157 159L156 163L158 165H160V162H158ZM164 161V160H162ZM161 161V162H162ZM192 161V160H191ZM199 161V160H198ZM219 161V162H220ZM243 161V160H242ZM260 161V162H258ZM128 162V161H127ZM139 162V161H137ZM144 161H141V163L143 164ZM149 162V161H148ZM166 162V161H165ZM193 162V161H192ZM233 162V161H232ZM244 162V161H243ZM257 162V164H255ZM256 162L254 163L255 165H259L258 168H263V163H262V160H256ZM7 163V162H6ZM129 163V162H128ZM132 163V166L135 165L133 164V161L131 162ZM131 163H129L131 165ZM150 163V162H149ZM224 163V162H223ZM226 163V161H225ZM224 163V164H225ZM245 163V162H244ZM243 163V164H244ZM129 164H127L129 166ZM140 164V165H142ZM146 164V162H145ZM155 164V165H154ZM183 164V162H182ZM199 164V163H198ZM208 164H209V167H208ZM221 164V162H220ZM237 164V163H236ZM250 165V163H248ZM262 164V165H261ZM82 165V164H81ZM91 165V166H90ZM139 165V164H136V166ZM144 165V164H143ZM142 165V166H143ZM203 165V164H202ZM230 165V164H228ZM79 166V165H78ZM77 166V167H78ZM90 166V168H89ZM122 166V167H121ZM127 166V167H128ZM157 166V167H156ZM187 166V165H186ZM217 166H219V164H217ZM243 166V165H242ZM246 166V164H245ZM248 166V165H247ZM254 166V165H252ZM82 167V166H81ZM181 167V166H180ZM185 167V166H183ZM212 167V168H213ZM225 167V166H224ZM256 167V166H255ZM4 168H8L6 171L4 170ZM136 170H137V167H135ZM187 168H185L184 170H187ZM209 168V169H208ZM219 168V167H218ZM229 168V166H228ZM227 168V169H228ZM128 169V168H127ZM143 169V168H142ZM141 169V170H142ZM188 169V170H189ZM222 169V168H221ZM246 169V168H245ZM257 169V168H256ZM144 170V169H143ZM193 170H195V172H193ZM203 170V171H202ZM231 170V169H230ZM229 170V171H230ZM233 170V169H232ZM262 170V169H260ZM264 170V169H263ZM121 171V172H120ZM132 171V172H131ZM248 171V170H247ZM254 171V170H253ZM258 171V169L256 170ZM221 172V171H220ZM231 172V171H230ZM235 172V171H234ZM262 172V171H261ZM123 173V175L121 174ZM143 173V172H142ZM178 173V172H177ZM181 173V171H180ZM259 173V171H258ZM179 174V173H178ZM182 174V173H181ZM232 174V173H230ZM247 174V173H246ZM263 174V172H262ZM261 174V175H262ZM87 175L89 176L88 179H92L90 180V182H88L86 180V177ZM137 175V174H136ZM141 175V174H140ZM144 175V174H143ZM146 175V174H145ZM144 175V176H145ZM176 175V174H175ZM220 175V174H219ZM234 175V174H233ZM241 175V173L239 174ZM245 175V174H244ZM253 175V174H252ZM83 176H86L84 177L86 182L87 183H81L80 184V181H82L83 179ZM213 176V175H212ZM216 176V175H215ZM214 176V177H215ZM238 176V175H237ZM218 177V176H216ZM232 177V176H230ZM235 177V176H234ZM240 177V176H239ZM245 177V176H244ZM242 177V179L244 178ZM82 178V179H81ZM112 178V180H110ZM134 178V179H133ZM238 178V177H237ZM241 178V177H240ZM247 178V176H246ZM245 178V180H246ZM141 179V178H140ZM219 179V178H218ZM227 179L230 180V178H228V175L226 177V180ZM232 179V178H231ZM236 179V178H235ZM253 179V178H252ZM114 180V183L111 182ZM180 180V181H179ZM220 180V179H219ZM228 180V181H229ZM234 180V179H233ZM250 180V179H249ZM247 180V181H249ZM211 181V180H210ZM227 181V182H228ZM231 181V180H230ZM244 181V180H243ZM245 181V182H247ZM150 182V183H148ZM216 182V181H215ZM240 182V181H239ZM113 183V184H111ZM149 185H148V184ZM223 183V182H222ZM221 183V185H222ZM139 184V183H138ZM216 184V183H215ZM263 184V183H261ZM78 185H80L78 187ZM197 185H202L201 186V190H199V188H197ZM214 185V186H213ZM247 185V184H246ZM252 186V185H251ZM254 186V185H253ZM257 186V185H256ZM260 186V184H259ZM258 186V188H259ZM249 187V185H248ZM263 187H264V184H263ZM246 188V187H245ZM250 188V187H249ZM252 189V188H251ZM189 194H186V192ZM248 190V189H247ZM143 192L144 193H147L146 196H149V200L147 202L149 203H146V205H142V203L140 204V202H137L139 205H136V197H137V194H139L140 192ZM254 191V190H252ZM139 192V193H138ZM190 192V193H189ZM240 192V193H239ZM236 193L239 197L236 196ZM246 193V192H245ZM141 194V193H140ZM139 194V195H140ZM172 194V196H170ZM240 194V195H239ZM260 194V193H259ZM257 194V195H259ZM138 195V196H139ZM207 195V197H209ZM255 195V194H254ZM252 195V196H254ZM256 195V196H257ZM242 196V197H241ZM143 197V196H141ZM140 198V196H139ZM257 198V197H256ZM57 199H60L61 202H56V203H61L60 207L59 206H55V203H54V200H57ZM138 199V198H137ZM217 199V200H218ZM248 199V198H247ZM250 199V198H249ZM58 200V201H60ZM141 200V199H140ZM193 200L195 201L196 203V200L198 202H201L203 203V206L206 207V211H207V214L203 211L205 210L204 207L200 208L205 214H201V212L199 211V207L201 206H196L198 210H194V211H197V212H191V206L193 203ZM216 200V201H217ZM220 200V199H219ZM218 200V201H219ZM223 200V199H222ZM220 200V201H222ZM253 200V199H252ZM250 200V201H252ZM259 200V199H258ZM142 201L144 202V200L142 199ZM155 202H158V206H160L161 208H163V213L165 212V216H166V213L170 214L171 213V210L174 211H179V213L181 212V214L185 217H191L189 218L191 221V225H189L188 228H185L184 226L181 227V225H179L181 227V229L179 228L178 229V226L175 227V225H173V227H169L167 226V223L165 222H161L157 219H154L155 217H153V214H152V210L151 208L153 207V203ZM191 201H192V204H191ZM213 201V200H212ZM219 201V202H220ZM215 202V201H214ZM223 202V201H222ZM248 202V201H247ZM54 203V204H53ZM201 203H197V204H201ZM218 203V202H216ZM58 204V205H59ZM168 204V205H167ZM196 204V205H197ZM252 204V203H251ZM202 205V204H201ZM152 206V207H151ZM194 206V205H193ZM192 206V207H193ZM220 206V205H219ZM214 207V206H213ZM216 207V206H215ZM154 208V207H153ZM160 208V210H162ZM226 208V207H225ZM247 208V207H246ZM249 209V208H248ZM154 210V209H153ZM212 210V209H210ZM221 210V209H220ZM244 210V209H243ZM246 210V209H245ZM244 210V211H245ZM170 211V213H169ZM193 211V210H192ZM199 211V212H198ZM224 211V210H223ZM243 211V212H244ZM157 212V211H156ZM213 212V211H211ZM220 212V211H219ZM154 213V212H153ZM177 213V212H176ZM224 213V212H223ZM230 213L232 215H230ZM239 213V212H238ZM237 213V214H238ZM252 213V212H251ZM251 213H249L250 215H248L249 217H252ZM256 213V212H255ZM255 213L253 214V217L255 215ZM155 214V213H154ZM159 214V213H158ZM173 214V213H172ZM171 214V215H172ZM213 214H217V212L213 213ZM248 214V213H247ZM170 215V216H171ZM174 215V214H173ZM224 215V216H225ZM242 215H246V213L242 214ZM257 215H260V214H257ZM158 216V215H156ZM160 216V215H159ZM179 216V215H178ZM202 216V217H201ZM223 216V215H222ZM243 216V218H244ZM166 217H169V215H167ZM200 219H199V218ZM212 217V216H211ZM173 218H175L173 216ZM173 218H170V219H173ZM198 218V219H197ZM206 218V219H207ZM220 218V217H219ZM245 218H247V215L245 216ZM256 218H259L258 217H255ZM169 219V218H168ZM179 219L181 220L180 216H179ZM178 219V221H179ZM218 219V218H217ZM238 219V218H237ZM242 219V218H241ZM239 219V220H241ZM249 219V218H248ZM198 220V221H197ZM202 220V219H201ZM224 220V219H222ZM243 222L242 223H245L244 219H242ZM247 220V219H246ZM251 220V218H250ZM254 219L252 218V221ZM260 220V219H259ZM262 220V219H261ZM166 221V220H165ZM169 221V220H167ZM186 222V220H184ZM184 221H182L183 223H185ZM206 221V220H205ZM210 221V220H209ZM213 221V220H212ZM236 221V220H235ZM238 221V220H237ZM249 221V220H248ZM251 221V222H252ZM257 221V219H256ZM175 222V221H174ZM180 222V221H179ZM178 222V223H179ZM222 222V221H220ZM219 222V223H220ZM230 222V221H229ZM250 222V223H251ZM255 222V221H254ZM258 222V221H257ZM262 222V221H261ZM256 223L254 225L251 224V227H247V226H250V225H247L245 224L246 228H248L247 230L250 233V232H255V231H258V232H264V225L261 226V224L264 223V219H263V223ZM183 223H180V224H183ZM208 223V222H207ZM236 223V222H235ZM248 223V224H250ZM253 223V222H252ZM211 224V223H209ZM216 224V223H215ZM218 224V223H217ZM177 225V224H176ZM184 225V224H183ZM212 225V224H211ZM220 226V225H219ZM244 226V228H245ZM261 226V227H260ZM239 227V226H238ZM237 227V228H238ZM240 229V227L238 228ZM262 229V230H261ZM246 230V229H245ZM241 232V231H240ZM246 232V231H245ZM226 235V237H225ZM263 235V234H262ZM260 234L261 237L264 238V236H262ZM218 236H221L222 239H218L219 237ZM243 236H245L243 234ZM251 236V235H250ZM264 241V240H263ZM260 245H261V242H260ZM264 246V245H263ZM262 247V245H261ZM263 253V254H262ZM231 261V263H229ZM240 262V261H239ZM240 264V263H239Z\"/></svg>",
    "mask_w": 264,
    "mask_h": 264
},
{
    "label": "rangeland",
    "instance_id": "rangeland-1",
    "mask_svg": "<svg viewBox=\"0 0 264 264\" xmlns=\"http://www.w3.org/2000/svg\"><path fill=\"white\" fill-rule=\"evenodd\" d=\"M1 1V0H0ZM3 1H5V0H2L1 2H0V4H1V6H4V4H6V7L4 6V7H2L3 9H5L6 11H3V13H4V15L3 14H0V15H3V16H0V53L1 54H3V55H1L0 54V56L2 57V59H3V57H4V59L2 60L1 59V57H0V66L2 67H0V87H2V86H4V85H7L8 83H12V82H15L11 87H10V89L7 91V93L3 96V99L0 101V127H3L4 126V124H8L9 126H10V123H8V121H10L12 118H13V114H15V112H17V111H19V112H21V111H23V107H22V105L26 102V101H28V100H31V102L32 101H34L35 103H36V101L38 100L39 102L42 100V98L43 99H46V98H48L47 96H48V91H51L50 89L52 88V84H57V83H59V84H65V87L64 88H62V89H59V90H63V89H65L66 91V93L70 90V88L72 89V87H74V86H79L80 88L78 89L79 90V92H80V94L79 95H77V94H75V95H77V96H69V99H68V102H67V105H68V103L70 102V104L72 103V100H70V97H72L71 99H74V97H75V101H73V103L75 102V103H77L76 105L77 106H81V105H83L82 103H80L79 104V102L77 101L78 99H79V101H81V100H85L84 101V106L83 107H87V109L88 108H90V107H88V106H92V108L91 109H88L87 111H82V109H81V107H80V109H79V107H76V109H75V111L74 112H79V110L81 111V112H86L87 114H89L90 113V111L93 113L94 111H97L99 108H100V106L102 105V106H105L106 105V103H108V102H110V101H114L113 102V104H115L116 102H118V104H117V106H121V105H125V107L126 108H128L127 106H129V108L131 107V109H130V112L127 110V112L129 113V115H128V113H127V115L128 116H130V114H131V116H132V114L134 115L135 113H133L135 110L133 109V107H134V105H136V108L138 107V104H139V106L142 104L143 106H144V104L146 105V106H149L148 104H150L149 102H152V103H154L155 102V100H156V103L158 104L157 105V107H158V109L160 108L161 109V111L162 112H159L160 110H158L157 108V112H155V114H153L154 113V110H156L155 108H154V110L152 109V104H150L151 106L149 107V109H147L148 107H146V106H144V108L143 107H139V109L141 110V115H142V117H143V119H142V121H141V119H140V123L141 122H143V120H144V118H145V116L147 115V119L148 120H146V118H145V122H148V125L147 124H145L147 127V129L144 127V122L143 123H141V125L144 127L143 129H145V130H143L142 129V126L141 125H138L139 124V122L138 123H135L136 124V126H135V129L137 130V132H136V130L135 129H133L134 131H135V136L137 137H135L134 135H132L130 138H128V139H126V140H128V141H126L125 139L122 141V143H121V149L122 148H124V145L122 146V144H125V147L126 148H124L123 150H121V149H119V151L117 150V152H116V149H117V147H114L115 145H116V143L115 142H113V141H111V140H108V141H110V143L108 142V145H107V147H105V148H108L109 149V151L110 152H107V153H109V155H108V157L109 156H111V158L109 157V160L107 159L106 160V162H104V163H107V161L110 163L111 161V163H119V164H117V165H119V166H117V168H119L120 169V165H122L123 166V164H121V162L122 163H124V165L125 166H121L123 169L124 168H126V170H132V169H129V167L131 166V167H137V170H136V168L134 167L133 168V170L132 171H134V169H135V171H134V174H135V172H137L136 174H135V176H134V178L135 179H137V180H135L134 181V186H136V184L135 183H137V186L136 187H138L139 188V186L141 187V185L140 184H142V186L143 185H145L144 183L148 180V178H147V176H149L148 175V173H146L148 170L145 168V166L147 165L148 166V164H151V162L153 161V159H155L154 157H156V161H157V159L159 160L158 162H160V165H158L157 163H156V161L154 160V162H152V163H155L157 166H159V167H161V165L164 163V165L165 164H167V158H168V162H169V159H174V160H181L180 161V165H179V167H177V172L179 173H177L176 171L172 174H170V175H172L171 176V178H173V176H174V178H176L177 180L178 179H184V175H185V173L187 172L188 173V171L190 172L191 171V169H189V168H187L190 164L192 165L193 163H195L194 161H196V163H197V166L195 167L196 168V171H198L199 169H197V168H200L199 166H201V167H203L204 166V168H200V169H203V170H205V168L207 167V162H208V157L207 158H205L206 156H208V153H209V151L211 152V151H215V152H218L219 154H221L220 156L221 157H223V159H224V157H225V161H226V163H225V161H220L221 160V158H219V160L216 162V163H213L217 168H215V167H211L209 170H213V172H211V178H210V180H209V185L210 184H214L215 185V187H217L218 188V186L219 187H227V184H228V186H229V184L230 185H233V186H235V183L234 182H236V185H238V184H241L242 185V183H243V185H244V188H243V186H240V185H238V187L236 186V188L238 189V190H241V189H243V190H241L242 191V193L244 194L243 195V198L245 197H247L246 199H244L245 201H246V204H248V205H245V207L243 208V206L241 207V208H238V209H235L236 211L238 210V212H233L232 211V214H234L235 213V218L240 214V211H241V214L239 215V216H242V217H237L236 219H234V218H232V219H228L227 218V215H225L228 211V206L225 204L226 202H225V198H219L220 200H222V201H220L218 198V200L220 201H218L216 198H215V200L214 199H212V200H210L211 199V195H208V194H206V195H204V196H202V198L204 197L205 199H208L209 200V202H211L212 203V205H211V208L210 209H212V210H210L209 209V213L211 214L210 215V217H204V218H199L200 220V222L201 221H203V223L205 224L206 223V225H210V227H221L222 225L223 226H228V224L230 225V226H232L233 228L235 227L237 230V232H238V234L240 233L241 235H242V237H246L247 235H248V237H246V238H250V237H253L252 236V234L251 233H253L254 235H256L257 236V238L259 237V239H257V243L259 242V244H257V245H259L260 246V248H261V251H263L264 252V238L263 237H261L260 236V234L262 235V236H264V232H258V231H255V232H250V233H248L247 234V232H249L247 229L249 228V227H251V224L252 225H254V224H256V223H259L260 224V222L261 223H263V219H264V187H263V184H264V146H262V145H264V129H263V131L261 130V132H263V133H259V134H261V135H259L258 134V132H257V135L258 136H261V137H259L260 139H258V137L256 136V133L254 134V132H252V134H251V132L249 131V135H246L247 133H248V131H246V130H242V127H240L239 125H238V123H236L238 120H240V118H241V120L242 121H244V119L246 120L247 119V117L249 118L250 117V115H251V117L253 116V119H252V121H254V123L251 121V119L249 118V119H247L246 121L247 122H252L251 124H253L254 126L253 127H259L262 123H264V121H261L262 119L264 120V80H262V79H264V18L262 17L263 16V12H261V11H258V10H262V11H264V5L262 6H260V4L263 2L264 3V0H241L240 2H239V7L242 5V4H244V3H246V4H248L249 2L250 3H252V2H254V3H259V4H257V8H256V5L253 3V4H251L250 5V11L249 12H252L251 14L249 13V17H248V19H250L251 17H252V19H250V20H248L247 21V23L250 25L251 24V26H250V28L249 27H247V29H245L244 31H243V37L245 38H243L244 40H245V42H248V39H249V44H250V41L251 40H253V41H251V44H253L254 46H252L251 47V51L250 50H248V51H246L245 53H243V58H242V56H241V58L243 59V60H245L246 58V60H245V62L242 60V61H240L239 62V64H238V62L237 63H234V64H236V66L234 65V64H232V67L233 66H235V68L233 67L232 69H236V71L235 70H232V73H235L236 75V78H237V80L235 81L234 79V81L235 82H233V80H231L230 81V83H233V84H228L227 85V87L228 88H230V90L228 89V91L227 90H225V95L224 96H221L223 99L222 100H224V101H222V102H220L221 100H217V103L215 102L214 103V105H212V107H211V105H210V107L209 106H206L207 108H212V109H207L206 107H205V104H200L201 106L199 107V110L200 111H204V109H206L205 110V112H207V114H209L210 116H211V120H210V122L211 123H209L208 125V127H207V125H205L204 127H203V131H201L202 132V134H203V141H205L206 142V140H208L209 141V143H211V144H209L210 146L208 147V145H206L207 147H205V148H203L202 150H203V153H202V155H201V157H199V152L198 151H200V148H199V150L196 152V154L194 155V156H189L190 154H189V149H187L188 148V146L185 144V139H183L184 138V136H181L179 133H178V130H176V128H172L169 124H167V126H169V130L170 131H172V132H170V131H167L164 127H165V124L168 122V121H170L169 119H168V117H171V115H169V114H172V117L174 116V114H175V111H173V110H176V109H173V107H174V103L175 102H173L172 104V106H171V104H169V103H165L164 102V100H165V98H166V96H168V95H170L168 92V90H169V84H170V82H169V80L167 81V79H170V81H171V78L172 77H174V75H173V73L177 76V75H179L180 74V72H179V70L177 71L176 69L179 67L178 66V64L179 65H181L179 68H181L182 70L184 69L183 67H184V65H182V64H184V59H185V57H186V55L188 54V52L190 51L189 49H187L188 47L187 46H190L189 45V42H190V36L189 35H191L190 34V32H193L194 30H196L197 31V29H198V31L199 32H201V31H203V34H202V36H205L206 34H208L207 32H208V29L207 28H209V27H211L209 30L211 31V29H212V27H213V32H214V35L212 34V36L214 37L213 38V43H214V48L212 47V50H210V52L212 53V54H214V55H211L210 54V52H208L207 53V55L208 54H210L211 56H212V58L210 59V57L211 56H205L204 55V58L206 59V57H209V60H213V62H210V61H208L207 59H206V61H207V63L209 62V64H215V66L216 65H218V64H220V65H218V68H214V67H210V69L207 67V65H209V64H205V66H204V64H203V62L202 63H200L199 64V61L198 60H203L204 58L201 56V53H203V52H197L196 54H198V55H196L195 53V55L196 56H198L199 57V55H200V58L197 60L198 62L196 63V61H194L195 63H196V66H197V64H199L198 66L199 67H201V70H202V73H201V71L199 70V67L197 66V69H198V71H196L195 73H197V77L195 78V76H196V74L195 73H193V74H195L194 76H193V78L194 79H196L197 81L199 80V82H197V81H194V79L192 80V83L191 84H193L194 82H197L198 84H199V86L200 87H202L203 86V88L205 89V85H207L206 87H208L209 88V85H210V87L212 86V84H208L210 81H212L211 79H213L212 77H214V75H216V76H218V74H220V73H218L217 74V71L215 70V69H218V71L219 70H221V68L222 67H220L219 68V66H221V65H223L222 64V62L224 61V62H226L225 61V59L224 60H222L224 57H223V55H225V54H227V56L225 55V57L228 59V57L230 58V56H232V55H234V54H232V52H233V50L229 47V46H231V44L233 45V43L235 44V46L236 47H239L240 48V46H242V43L241 42H238V41H234L233 40V42L231 41V40H229L230 39V37H229V34L227 33L228 31H229V29H230V31L232 30V28H234V26H235V21H233L234 19H236L235 17H231V16H229L230 14H227V16H225V18H226V20L224 21V26L223 25H220V26H210V24H207L206 22H204V21H201V19H199V20H197L198 18H192V16L191 17H188V18H190V19H188V18H185V17H187L188 15H187V12H188V8L190 9L191 8V6L192 7H196L197 6V4H199V2L201 1V0H97L96 1V3H92L89 7H84V6H82V5H77L76 6V8L77 7H79V9L80 10H78V8L77 9H74L72 12H75L74 14L73 13H69V11L67 12V13H65L64 15H62V17L61 16H59V18H61V20L63 21V22H66L67 24H66V26H67V29L63 32V35L61 36V38L59 39V40H57L56 42H54V43H52V44H50V45H48V44H46V45H44V46H42L40 49L37 47L36 48V45L34 44L37 40H35L34 39V37H32V34H31V32L33 33L34 32V30L35 29H37V28H39V29H42L41 31L44 33V31L46 32L48 29H50V28H52V26H54L52 23L50 24V23H46L45 22V26H43L44 25V23H43V25L41 24V26L39 27V26H35V19L37 18H39V15H40V17L41 18H43V17H45L46 15L45 14H47V12L51 9L52 11L54 10V4H53V2H52V4H51V1L52 0H28V2H26L25 0V2H23L22 4H21V0L19 1V0H6V3L5 2H3ZM40 1V2H39ZM152 1V2H151ZM160 1V2H159ZM257 1V2H256ZM10 2V3H9ZM34 2V3H33ZM43 2H44V4H43ZM148 2L150 3L149 5H148ZM3 3V4H2ZM17 3V4H16ZM36 3V4H35ZM152 3H154V4H152ZM176 3V4H175ZM179 3V4H178ZM181 3V4H180ZM249 3V4H250ZM16 4V5H15ZM20 4V5H19ZM29 4V5H28ZM35 4V5H34ZM41 4H42V6H41ZM47 4V5H46ZM50 4H51V6H50ZM169 4V5H168ZM173 4V5H172ZM241 4V5H240ZM248 4V5H249ZM22 5V6H21ZM161 5V6H160ZM163 5V6H162ZM181 5V6H180ZM196 5V6H195ZM254 5H255V7H254ZM41 8H40V7ZM170 6V7H169ZM48 7V8H47ZM50 7V8H49ZM82 7H84V8H82ZM138 7V8H137ZM157 7V8H156ZM263 7V8H262ZM38 8H40V9H38ZM47 8V9H46ZM161 8V9H160ZM152 9V10H151ZM158 9H159V12H158ZM38 12V13H36V11ZM39 10H40V13H39ZM41 10H42V12H41ZM46 10V11H45ZM24 11V12H23ZM79 11V12H78ZM157 11V12H156ZM166 11V12H165ZM33 14H32V13ZM150 12V13H149ZM156 14H155V13ZM162 12V13H161ZM168 12V13H167ZM254 12H255V14H254ZM15 13H17V15L19 16H16L15 15ZM29 13V14H28ZM44 13V14H43ZM170 13V14H169ZM175 13V14H174ZM186 13V14H185ZM257 13V14H256ZM43 14V15H42ZM72 16V18H71V16ZM128 14V15H127ZM158 14V15H157ZM160 14V15H159ZM161 14H163V15H161ZM224 14H225V12H224ZM12 15V16H11ZM34 15V16H33ZM38 15V16H37ZM67 15V16H66ZM87 15V16H86ZM154 15V16H153ZM187 15V16H186ZM252 15V16H251ZM256 15H258L257 17H259V18H257L256 17ZM5 16V17H4ZM8 16V17H7ZM26 16V17H25ZM74 16V17H73ZM159 16V17H158ZM161 16H162V18H161ZM7 17V18H6ZM13 17V18H12ZM15 17H16V19H15ZM136 17H137V19H136ZM177 19H176V18ZM181 17H183V18H181ZM257 19H256V18ZM11 18L12 19H15V20H11ZM18 18H20L19 20H18ZM40 18V19H41ZM68 18V19H67ZM69 18L70 19H72V20H69ZM143 20H142V19ZM145 18V19H144ZM229 18V19H228ZM234 18V19H233ZM5 19V20H4ZM69 20V21H67V20ZM134 21H133V20ZM165 21V23H164V21ZM187 19V20H186ZM197 21H196V20ZM233 19V20H232ZM260 19V20H259ZM64 20H66V21H64ZM156 20V21H155ZM178 20V21H177ZM183 20V21H182ZM189 20V21H188ZM195 22H197V23H195ZM223 20H224V17H223ZM254 22H252V21ZM258 20V21H257ZM4 21V22H3ZM10 21V22H9ZM21 21V22H20ZM159 21V23H157ZM162 21V22H161ZM177 21V22H176ZM185 21V22H184ZM198 21H200V22H198ZM131 22V23H130ZM156 22V23H155ZM187 22V23H186ZM189 22V23H188ZM231 22V23H230ZM250 22V23H249ZM256 22V23H255ZM259 22V23H258ZM28 23V24H27ZM163 23V24H162ZM186 23V24H185ZM201 25H200V24ZM226 23H227V25H226ZM49 24V25H48ZM146 24V25H145ZM159 24H161V25H159ZM193 24V25H192ZM233 24V25H232ZM155 25V26H154ZM185 25H188V26H185ZM191 25V26H190ZM198 25H200V26H198ZM49 26H51V27H49ZM111 26L113 27V28H111ZM126 26H128V27H126ZM183 28H182V27ZM201 26L203 27L204 26V28L202 29V30H199V28H201ZM206 26V27H205ZM208 26V27H207ZM223 26V27H222ZM230 26V27H229ZM259 26V27H258ZM16 27V28H15ZM25 27V29H23ZM27 27V28H26ZM31 27V28H30ZM48 27V28H47ZM131 27V28H130ZM163 27V28H162ZM187 27H188V29H187ZM198 27V28H197ZM232 27V28H231ZM10 28V29H9ZM22 28V29H21ZM29 28V29H28ZM45 28H46V30H45ZM74 28H76L75 29V33L72 35V36H70L68 39H67V37H68V35H69V33L74 29ZM144 28V29H143ZM155 28V29H154ZM180 28V29H179ZM249 28V29H248ZM21 29V30H20ZM32 29V30H31ZM124 29V30H123ZM127 29V30H126ZM141 29V30H140ZM185 29H186V32H187V34L186 33H184L185 32ZM192 29V30H191ZM194 29V30H193ZM227 29V30H226ZM44 30V31H43ZM128 30H130L129 32H128ZM162 30H163V32H162ZM180 30V31H179ZM204 30H206L207 32H206V34H205V31ZM24 33H23V32ZM113 32V31H115V32H113L112 34L110 33V32ZM124 31V32H123ZM135 31H136V33H135ZM140 31V32H139ZM145 31L147 32V33H145ZM169 31H170V33H169ZM216 31V32H215ZM225 31V32H224ZM248 31V32H247ZM251 31V32H250ZM256 31H257V33H256ZM15 32V33H14ZM183 32V35H181V33ZM189 32V33H188ZM212 32V31H211ZM13 35V37H12V35ZM29 33V34H28ZM106 33V34H105ZM119 35H118V34ZM144 33V34H143ZM217 33H219V34H217ZM246 33V34H245ZM260 33V34H259ZM115 34V35H114ZM117 34V35H116ZM146 34V35H145ZM153 34H154V36H153ZM160 34H162V35H160ZM186 36H185V35ZM217 34V35H216ZM222 34H224V35H222ZM258 34V35H257ZM8 35V36H7ZM21 35V36H20ZM25 35H30V36H25ZM107 35V37H105ZM110 35V37H108ZM114 35V36H113ZM125 35H127V36H125ZM158 37H157V36ZM167 35V36H166ZM183 36V38H184V40L183 41H181V42H179V36ZM189 37H188V36ZM102 36V37H101ZM113 36V37H112ZM121 36L123 37V38H121ZM124 36H125V38H124ZM135 36V37H134ZM163 36V37H162ZM165 36V37H164ZM185 36V37H184ZM224 36V37H223ZM16 37V38H15ZM116 37V38H115ZM121 39H120V38ZM134 37V38H133ZM148 37H151V38H148ZM155 37V38H154ZM162 37V38H161ZM177 37V38H176ZM189 38V40H188V38ZM256 37V38H255ZM13 38V41L11 40ZM33 38V39H32ZM109 38V39H108ZM110 38H112V39H110ZM115 38V39H114ZM119 38V39H118ZM131 39L130 41L129 40H127V39ZM137 38V39H136ZM153 38V40H152V42H151V39ZM225 38L227 39L228 38V40L226 41L225 40ZM259 38V39H258ZM9 39V40H8ZM65 39H67L66 41H64ZM93 39V40H92ZM122 39H124V40H122ZM135 39V40H134ZM156 39V40H155ZM159 39V40H158ZM161 39V40H160ZM178 39V40H177ZM217 39V40H216ZM224 39V40H223ZM231 39H234V38H231ZM7 40V41H6ZM28 40V41H27ZM32 40H34L33 42H32ZM112 40V41H111ZM113 40H114V42H113ZM138 40V41H137ZM159 41V45L157 46V42ZM185 40L188 42H185ZM216 40V41H215ZM247 40V41H246ZM256 40V41H255ZM19 41V42H18ZM30 41V42H29ZM44 41V40H43ZM61 41H64V45H62V47L60 48V49H57L58 51L56 52V53H54V55L52 56V57H50L47 61H45L40 67H36V71H34V72H32V73H27L26 71H25V69H27V68H29L37 59H39L41 56H43L47 51H49L50 49H52V48H54L55 47V45H57V43H59V42H61ZM105 41H107V43L105 42ZM112 42L111 44L109 43V42ZM123 41V42H122ZM135 41V43L134 44H136L137 45V43L140 45L139 47H140V49H139V52H138V50H137V52L135 51L136 49H137V47H138V45L136 46V45H134L133 44V42ZM146 41V42H145ZM150 41V42H149ZM155 41H157L156 43H155ZM176 41V42H175ZM201 41V40H200ZM199 41V42H200ZM219 41V42H218ZM225 43H224V42ZM228 41H230V42H232V43H230L229 44V42ZM27 42H29L30 44H32V46H30V44L29 43H27ZM121 42V43H120ZM125 42V43H124ZM126 42H128V43H130V44H126ZM144 42V43H143ZM147 42H149V44L147 43ZM175 42V43H174ZM223 42V43H222ZM235 42H238V43H241V45H239L238 43L236 44ZM253 42H255V43H253ZM6 43H8V45H6ZM11 43V46H14V47H16V46H19V48H18V50H17V48H16V50L14 51V52H11V51H9V49H7V47L9 46L10 47V44ZM14 45H13V44ZM84 43V44H83ZM90 43V44H89ZM108 44V46H106V44ZM118 43L120 44V45H118ZM123 43H124V45H123ZM131 43L133 44L132 46H134V47H131L132 49V51H134V52H132L131 53V50L130 49H128L129 48V46L131 45ZM143 43V44H142ZM150 43H151V45H150ZM154 43V45L155 46H153L152 44ZM177 43H178V46H177ZM186 43H187V46H185L186 45ZM200 43H202V41L200 42ZM260 43V45H261V47H258L259 45H256L257 47H258V49L257 48H255L256 46H255V44H259ZM23 44V45H22ZM27 44V46H25ZM36 44H37V42H36ZM148 44V45H147ZM165 46H164V45ZM176 44V45H175ZM195 44V43H194ZM216 44V45H215ZM226 44L228 45V47H226ZM250 44V45H251ZM23 47H22V46ZM38 45V44H37ZM112 45L114 46L113 48H111L112 47ZM127 45V46H126ZM129 45V46H128ZM143 45H146V46H143ZM168 47H167V46ZM180 45H181V47H182V49L184 48V46L186 47V48H184V49H186L187 50V53H186V50H184L183 49V51H185L184 52V54H183V51H182V49L180 50ZM7 46V47H6ZM25 46V47H24ZM32 47V48H30V47ZM123 46H124V48H123ZM149 46V47H148ZM150 46H152V47H150ZM164 46V47H163ZM193 46V45H192ZM219 46V47H218ZM22 47V48H21ZM109 47V48H108ZM119 47V48H118ZM126 47H127V49H128V51H130V52H127V50H125L124 51V49H126ZM136 47V49H134ZM148 47V48H147ZM156 47V48H155ZM159 47H160V50H159ZM163 47V48H162ZM191 47V46H190ZM232 47H234V45L232 46ZM233 48L234 50H236V49H238V48ZM243 47V46H242ZM241 47V48H242ZM254 47V48H253ZM28 48H30V49H28ZM90 48V49H89ZM146 48V49H145ZM150 48L151 49H153V50H151V51H158V52H155L156 53V55H158L159 56V59H158V56H156L157 57V59L156 60H160L161 61V63H162V65H161V63H159L160 61H158V63H157V65H156V60L155 59H153V60H155L154 61V63H153V61L152 62H149V63H153V65H154V67H153V65L152 64H148V62H147V64H148V67H147V64L146 65H144L143 66V69L142 68H140V67H138L140 64H143V59H144V56H145V54H146V52L148 53V51L150 52ZM176 48V49H175ZM178 48H179V50L182 52H180V51H178ZM230 48V49H229ZM6 49V50H5ZM15 49V48H14ZM21 49H22V52H21ZM25 49L28 51H25ZM95 49V50H94ZM112 49V50H111ZM120 49L122 50V51H120ZM157 49V50H156ZM167 49V50H166ZM169 49V50H168ZM171 49V50H170ZM175 49V50H174ZM215 49V50H214ZM219 51H218V50ZM225 49H229L228 50V53L229 52H231V54H228V53H226V51H225ZM254 49V50H253ZM30 50V51H29ZM32 50V51H31ZM102 50V51H101ZM108 50V51H107ZM144 50V51H143ZM163 50V51H162ZM173 50V51H172ZM232 50V51H231ZM241 49H239V51H240ZM256 50V51H255ZM257 50H259V51H257ZM260 50H262V51H260ZM13 51V50H12ZM19 51V52H18ZM100 51V52H99ZM146 51V52H145ZM170 51H172V52H170ZM177 51V52H176ZM224 51V52H223ZM238 51V50H237ZM3 52V53H2ZM18 52V53H17ZM93 52V53H92ZM110 52V53H109ZM120 52V53H119ZM122 52V53H121ZM125 52L128 54H130L129 56H131L130 58V60H129V57H128V55H126L125 54ZM206 52V51H205ZM222 52L224 53V54H222ZM258 52V53H257ZM11 53H13V54H11ZM24 53H26V54H24ZM28 53V54H27ZM30 53V54H29ZM80 54V56H77V55H79ZM109 55H108V54ZM116 53V54H115ZM118 53V54H117ZM136 53V54H135ZM137 53H138V55H137ZM158 53V54H157ZM177 53V54H176ZM185 53H186V55H185ZM215 53H217V54H215ZM219 53L221 54V56L219 55ZM233 53H236L235 51L233 52ZM239 53H241V52H239ZM238 53V54H239ZM248 53H250V54H247ZM5 54H6V56H8L7 54H9V56L8 57H6L5 56ZM18 54V55H17ZM93 56H92V55ZM95 54V55H94ZM97 54V55H96ZM99 54V55H98ZM101 54V55H100ZM133 54H134V56H133ZM143 56H142V55ZM166 54V55H165ZM170 54V55H169ZM179 54V55H178ZM181 54H182V56H181ZM190 54V53H189ZM194 54L191 56V54L190 55H188V56H190V57H193L194 56ZM206 54V53H205ZM257 54H259V56L257 55ZM26 55H28V59H27V63L23 60V59H25L24 57L26 56ZM108 55V56H107ZM119 55H120V57H119ZM122 55V56H121ZM128 57V59H127V57ZM137 55V58L135 57ZM177 55V56H176ZM203 55V54H202ZM219 55V56H218ZM250 55H252V56H250ZM257 55V56H256ZM17 56H18V58H17ZM24 56V57H23ZM85 56V57H84ZM123 56H125V57H123ZM133 56V57H132ZM139 56H140V58H139ZM162 56V57H161ZM165 56V57H164ZM167 56V57H166ZM179 56H181V58H179ZM213 56H214V58H213ZM217 56H218V58H217ZM246 56V57H245ZM248 56V57H247ZM126 58L128 61H126V59H125V62L126 63H124V65L122 64L123 62H120V59H122V58ZM135 57V58H134ZM164 57V58H163ZM175 57V59H173ZM189 57V58H190ZM195 57V56H194ZM192 58L193 60L195 59H197L196 57L195 58ZM220 57H223V58H221L220 59ZM234 56H232V58H233ZM245 57V58H244ZM6 58V59H5ZM12 58V59H11ZM16 58V59H15ZM76 58V59H75ZM99 58V59H98ZM111 58V59H110ZM120 58V59H119ZM142 58V59H141ZM153 58H155L154 57V53H153ZM163 58V59H162ZM177 58H179V59H177ZM188 58V57H187ZM251 58H253V59H251ZM9 59V60H8ZM81 59V60H80ZM98 59V60H97ZM118 59H119V61H118ZM165 59V60H164ZM216 59H218V60H216ZM251 59V60H250ZM260 61H259V60ZM8 60V61H7ZM19 60V61H18ZM75 60V61H74ZM86 60V61H85ZM97 60V61H96ZM116 60V62H114ZM134 60V61H133ZM164 60V61H163ZM175 60V61H174ZM178 60V61H177ZM180 60H182V61H180ZM201 60H200V62H201ZM219 60H220V62H219ZM230 60V59H229ZM231 60H233V59H231ZM231 60L230 61H228L229 63L231 62ZM249 60V61H248ZM7 61V62H6ZM17 61V62H16ZM71 61V62H70ZM89 61V62H88ZM121 61H124L123 59L121 60ZM137 61V62H136ZM139 61H142V63L141 62H139ZM182 63H180V62ZM217 61L219 62V63H217ZM250 61H251V63H250ZM4 62H6L5 64H4ZM70 62V63H69ZM91 62V63H90ZM120 62V63H119ZM179 62V63H178ZM204 62H205V60H204ZM223 62V63H224ZM234 61H232L231 63H233ZM246 62L248 63V64H246ZM263 62V63H262ZM7 63L9 64L8 66H7ZM15 65H14V64ZM77 63V64H76ZM85 63V64H84ZM109 65H108V64ZM133 63V64H132ZM138 63V64H137ZM217 63V64H216ZM240 63H242V64H240ZM245 63V64H244ZM258 63V64H257ZM259 63H260V65H259ZM262 63V64H261ZM96 64V65H95ZM122 64V65H121ZM134 64H135V66H134ZM158 64H160V65H158ZM174 64V65H173ZM202 64V65H201ZM211 64V66H214V65H212ZM251 64V65H250ZM254 64L256 65V67L254 66ZM5 65V66H4ZM92 67H91V66ZM111 65V66H110ZM120 67H119V66ZM126 65V67H124ZM150 65V66H149ZM163 65L165 66V67H163ZM166 65H167V67H168V65H169V69L166 67ZM238 65V66H237ZM246 65H250V67H245ZM10 66V67H9ZM70 66V67H69ZM78 66V67H77ZM85 66V67H84ZM88 66V67H87ZM91 68H90V67ZM118 66V67H117ZM130 66H131V68H130ZM155 66L157 67V68H155ZM159 66V67H158ZM161 66V67H160ZM170 66L171 67H173L172 69L174 70V72H172L173 70L172 69H170ZM178 66V67H177ZM204 66V67H203ZM242 66H243V69H245L244 71L242 70V69H240L239 70V68H242ZM9 67V68H8ZM63 67H64V69H63ZM66 67V68H65ZM72 67V68H71ZM77 67V68H76ZM101 67V68H100ZM115 67V68H114ZM122 67V68H121ZM135 67V68H134ZM164 68V70L162 69V70H160L162 73H163V71H165L166 72V70H167V72L168 73H163V75H162V73L159 71V68L161 69V68ZM175 67V68H174ZM207 67V69H205ZM245 67V68H244ZM252 67V68H251ZM13 68V69H12ZM136 68H138V69H136ZM166 68V69H165ZM178 68V69H179ZM202 68H204V69H202ZM211 68H213V69H211ZM237 68H238V71H237ZM255 68V69H254ZM5 69V70H4ZM91 69V70H90ZM140 69V70H139ZM142 69V70H141ZM149 69H150V73H147L146 74V72H149ZM154 69V70H153ZM157 71H156V70ZM180 69V70H181ZM247 69V70H246ZM252 69V70H251ZM69 70V71H68ZM93 70V71H92ZM96 70V71H95ZM97 70H99V71H97ZM122 70V71H121ZM126 70V71H125ZM132 70V71H131ZM137 70L138 71H140V72H137ZM169 70V71H168ZM204 70V71H203ZM208 70H213V71H211V74L213 73L214 75H212L211 77H210V79H208L209 78V76L211 75H209V73H207L206 71H208ZM214 70L216 71L215 73H214ZM243 71V72H239V71ZM249 70V71H248ZM26 72V73H23V72ZM62 71V72H61ZM91 71V72H90ZM102 71V72H101ZM117 71H119V72H117ZM131 71V72H130ZM146 71V72H145ZM171 71V72H170ZM200 71V72H199ZM210 71H208V72H210ZM235 71V72H234ZM246 71V72H245ZM259 71V72H258ZM66 72V73H65ZM68 72H69V74H68ZM77 72V73H76ZM98 72V73H97ZM103 72H105V73H103ZM137 72V73H136ZM143 72H145V73H143ZM154 72H159V73H161V75L164 77V75H165V77L167 78H162V76L158 73H156V74H153ZM169 72L172 74H169ZM176 72V73H175ZM179 72V73H178ZM205 74H204V73ZM221 72V71H220ZM253 72V73H252ZM74 73V74H73ZM86 73V74H85ZM94 73V74H93ZM114 73V74H113ZM130 73H131V75H130ZM141 73H143V75L141 74ZM182 73V72H181ZM201 73V74H200ZM238 73V74H237ZM248 73V74H247ZM71 74V75H70ZM102 74V75H101ZM128 76H127V75ZM135 74V75H134ZM146 74V75H145ZM148 74H150V75H148ZM168 74H169V77H168ZM206 74H208V76L206 75ZM242 74H243V76H242ZM248 76H247V75ZM255 74V75H254ZM262 74V75H261ZM67 75V76H66ZM75 77H74V76ZM92 75V77H90ZM106 77H104V76ZM117 75V76H116ZM155 75H160L161 77V79L163 80H160V78H159V76H158V79H159V81H162V82H160L161 83V85H160V83H159V85L160 86H158V84L156 85V88L155 87H152V85H150V83L152 84V81H151V79H156L157 78V76H155ZM167 75V76H166ZM198 75H201V76H203V78L200 76V78H201V80H200V78L198 77ZM206 75V79H204L205 76ZM222 75V73L220 74V76ZM260 75V76H259ZM115 76V77H114ZM127 76V77H126ZM132 76V77H131ZM150 76V77H149ZM152 76V77H151ZM233 76H234V74H233ZM247 76V77H246ZM257 76H258V78H257ZM85 77V78H84ZM104 77V78H103ZM156 77V78H155ZM171 77V78H170ZM208 77V78H207ZM262 77V78H261ZM57 78V79H56ZM100 78V79H99ZM76 79L78 80V81H76ZM129 79V80H128ZM139 79V80H138ZM202 79H204L205 81H202ZM243 79V80H242ZM254 79H258V80H260L259 82H261V80L263 81V84L261 85L260 83L259 84H256V80H254ZM80 80V81H79ZM101 80H103V81H101ZM124 80V81H123ZM126 80V81H125ZM134 80V81H133ZM145 80H147V81H145ZM149 80H150V82H149ZM165 80V81H164ZM209 80V82H207ZM242 80V82H240ZM258 80H257V83H258ZM59 81V82H58ZM63 81V82H62ZM70 81V82H69ZM95 81V82H94ZM101 81V82H100ZM115 81V82H114ZM202 83H201V82ZM255 81V82H254ZM136 82V83H135ZM167 82L169 83V84H167ZM204 82V83H203ZM205 82H207V83H205ZM238 82V83H237ZM50 83V84H49ZM52 83V84H51ZM98 83V84H97ZM123 83H124V85H123ZM129 83V85L130 86H128L127 84ZM131 83V84H130ZM134 83V84H133ZM149 83V84H148ZM164 83H166V84H164ZM211 83V82H210ZM235 83H236V85H235ZM67 84L69 85V86H67ZM78 84H80V85H78ZM140 84V85H139ZM155 84V83H154ZM196 83H194L193 85H195ZM198 84H196V85H198ZM203 84H205V85H203ZM239 86H238V85ZM241 84V85H240ZM251 86H250V85ZM253 84V85H252ZM46 85V86H45ZM49 85V86H48ZM72 85V86H71ZM100 85V86H99ZM127 85V86H126ZM164 85H166V86H164ZM232 85H234V86H232ZM259 85V86H258ZM120 86H122V87H120ZM125 86V87H124ZM139 86V87H138ZM152 88H151V87ZM158 86V87H157ZM168 86V88H165V90H164V87H167ZM236 86H238L237 87V89H236ZM249 86V87H248ZM263 87V88H261V87ZM49 87V88H48ZM68 87V88H67ZM108 87V88H107ZM129 87H131V88H129ZM162 87V88H161ZM192 87V86H191ZM189 88V90L191 89V90H194L193 89V87L192 88ZM240 87H242V89L240 88ZM245 87V88H244ZM257 87V88H256ZM44 88V89H43ZM138 88H139V90H138ZM145 88V89H144ZM148 88V89H147ZM250 88V89H249ZM253 88H256V89H253ZM69 89V90H68ZM95 89V90H94ZM120 89H122V93L120 92ZM124 89V90H123ZM168 89V90H167ZM231 89H232V91H231ZM259 89V90H258ZM262 89V90H261ZM13 90V91H12ZM56 90H58V88H56L55 89V91ZM117 92H116V91ZM127 90V91H126ZM131 90V91H130ZM138 90V91H137ZM140 90H141V92H140ZM155 90V91H154ZM237 90V91H236ZM247 90V91H246ZM10 91H12L11 93H10ZM40 91H41V93H40ZM87 91H88V94H87ZM90 91H93V92H90ZM100 92V94H99V92ZM134 91V92H133ZM145 91H146V93H145ZM149 91V92H148ZM153 91V92H152ZM228 92V95H226L227 94V92ZM248 91H251V92H248ZM253 91V92H252ZM255 91H256V93H255ZM257 91H258V93H257ZM46 92V93H45ZM85 92V93H84ZM98 92V93H97ZM125 92V93H124ZM126 92H128V93H126ZM167 92V93H166ZM234 92V93H233ZM241 92V93H240ZM261 92V93H260ZM94 93V94H93ZM143 93V94H142ZM152 93V94H151ZM160 93V94H159ZM164 93V94H163ZM233 93V94H232ZM245 93V94H244ZM248 93V94H247ZM254 93V95L255 94H257V95H255L256 97H257V100L255 99L256 97L254 96V95H252ZM43 94V95H42ZM45 94V95H44ZM113 94V95H112ZM131 94V95H130ZM140 94V95H139ZM149 94V95H148ZM151 94V95H150ZM153 94L155 95V94H157L156 96H153ZM163 94V95H162ZM167 94V95H166ZM235 94V95H234ZM239 94V95H238ZM241 94V95H240ZM260 94H261V96H260ZM38 95V96H37ZM82 95V96H81ZM84 95V96H83ZM130 95V96H129ZM136 95V96H135ZM137 95H139V96H137ZM143 95V96H142ZM148 95V96H147ZM233 95V96H232ZM252 97H251V96ZM28 96V97H27ZM41 96V97H40ZM106 96H109V97H106ZM118 98H117V97ZM145 96V97H144ZM186 96V95H185ZM227 96L229 97V98H227ZM239 96H242V97H239ZM248 96H249V98H248ZM254 96V97H253ZM259 96V97H258ZM263 96V97H262ZM124 97H125V99H124ZM149 97H151V98H153V100H154V102H153V100H151L150 101V99L151 98H149ZM163 97V99H161ZM227 98V100H225V98ZM232 97V98H231ZM245 97V98H244ZM34 98H35V100H34ZM108 98H109V101H108ZM130 98V99H129ZM132 98V99H131ZM134 98V99H133ZM137 98V99H136ZM148 98H149V100H148ZM157 98H159V99H161V100H159V99H157ZM218 99H219V97H217ZM235 98V99H234ZM251 98V99H250ZM252 98H254V101H252ZM105 99V100H104ZM107 99V100H106ZM183 99V100H182ZM181 100L184 102V100H185V102L187 101L188 102V100H187V98H182ZM231 99V100H230ZM239 99H241V101L239 100ZM245 100V101H243V100ZM262 99V100H261ZM59 100H60V103L62 102V98H59ZM70 100V101H69ZM88 100V101H87ZM104 100V101H103ZM123 100H125V101H123ZM127 100H130V102L129 101H127ZM133 100L135 101V102H133ZM136 100H137V102H136ZM143 100H144V102H143ZM146 100V101H145ZM158 100V101H157ZM180 100V102H179V100H178V103H177V101H176V105H179L180 104V106H181V103H182V101ZM232 100H233V102H232ZM258 100H260V102L261 101H263V102H261V104H262V106L263 107H261L260 109H255L251 104H254L256 101H258ZM86 101H87V103H86ZM101 101V102H100ZM103 101V102H102ZM107 101V102H106ZM139 101H141V102H139ZM163 101V102H162ZM227 103H226V102ZM240 101V102H239ZM247 101V102H246ZM34 102H32V103H34ZM39 102H37V103H39ZM92 102V103H91ZM99 102V103H98ZM132 102V103H131ZM139 102V103H138ZM202 102H203V100H202ZM54 103V102H53ZM72 103V104H73ZM102 103V104H101ZM104 103H105V105H104ZM111 103V102H110ZM120 103V104H119ZM128 105H127V104ZM221 103H223V104H221ZM234 103V104H233ZM241 103V104H240ZM245 103V104H244ZM55 104H57L56 106H58V102L56 103H54L53 105L55 106ZM79 104V105H78ZM85 104L87 105L88 104V106H85ZM94 104V105H93ZM109 104V103H108ZM106 105V106H109V105ZM112 104V103H111ZM130 104V105H129ZM132 104H134L133 105V107H132ZM162 104H165V108L163 107L164 105H162ZM224 104L226 105V106H224ZM230 104V105H229ZM67 105H66V108H67ZM100 105V106H99ZM167 105V106H166ZM204 105V106H203ZM220 105H222V106H220ZM249 105V106H248ZM65 106V105H64ZM93 106H94V110H92L93 109ZM95 106H97L96 108H95ZM180 106H175L176 108H178V107H180ZM203 106V107H202ZM229 106V107H228ZM242 106V107H241ZM247 106V107H246ZM26 107V105L24 106V108ZM61 107H63V106H61ZM111 107V106H110ZM124 107V108H125ZM167 107V108H166ZM169 107V108H168ZM174 107V108H175ZM250 107V108H249ZM22 108V109H21ZM165 109V111L163 112V110ZM172 109V110H170L171 112H169L168 110L169 109ZM202 108H203V110H202ZM222 108V109H221ZM231 108V109H230ZM233 108H234V110H233ZM240 108V109H239ZM243 108V109H242ZM50 109V108H49ZM47 109V111H44V112H42V115L43 116H50L52 113H53V109ZM96 109V110H95ZM116 109V110H115ZM132 109L134 110V111H132ZM143 109H144V111H143ZM150 109H152V110H150ZM168 109V110H167ZM216 109H218L217 111H219V112H217L216 111V113H215V110ZM227 109V110H226ZM236 109V110H235ZM245 109V110H244ZM246 109H248V110H246ZM253 109H254V111H253ZM21 110V111H20ZM54 110H56V109H54ZM100 110V109H99ZM122 111L121 110V108H114V109H112V111L111 110H107L108 112L107 113H109V111H111V112H115V111ZM221 110V111H220ZM227 112H226V111ZM12 111H13V113H12ZM131 111H132V113H131ZM148 111V112H147ZM149 111H150V114H149ZM153 111V113H151ZM214 111V112H213ZM241 111H242V113H241ZM246 111V112H245ZM253 111V112H252ZM263 113H262V112ZM11 112V113H10ZM47 112H50V113H47ZM61 112V113H60ZM62 112H64V111H59L58 113H56L58 116H61L63 113ZM142 112H143V114H142ZM146 112V113H145ZM159 112V113H158ZM225 112V113H224ZM232 112V113H231ZM235 112V113H234ZM244 112V113H243ZM255 112V113H254ZM257 112V113H256ZM124 113V112H123ZM161 113H163L162 114V116L164 115L165 116V114H167L165 117H161L160 115H161ZM169 113V114H168ZM224 113V114H223ZM248 113V114H247ZM44 114H46V115H44ZM50 114V115H49ZM151 114H153L152 116H151ZM212 114H213V116H212ZM227 114H231L230 116L229 115H227ZM245 116V118H244V116ZM250 114V115H249ZM262 114V115H261ZM223 115V116H222ZM226 115V116H225ZM236 115V116H235ZM241 117H240V116ZM247 115H249V116H247ZM258 115V116H257ZM260 115V116H259ZM149 116V117H148ZM151 116V117H150ZM9 117H10V119H9ZM12 117V118H11ZM155 117V118H154ZM171 117V118H172ZM214 117V118H213ZM230 117H232V118H230ZM236 117V118H235ZM159 118H161L159 121H158V119ZM165 118H166V120H165ZM221 118V119H220ZM223 118V119H222ZM239 118V119H238ZM254 118H255V120H254ZM216 119V120H215ZM230 119V120H229ZM234 119V120H233ZM237 119V120H236ZM157 120V121H156ZM168 120V121H167ZM219 120L221 121V122H219ZM233 120V121H232ZM240 120V121H241ZM250 120V121H249ZM3 121V122H2ZM150 121V122H149ZM163 121V123H161ZM164 121H165V123H164ZM217 122L218 121V123H215V122ZM228 121H230V122H228ZM258 123H257V122ZM7 122V123H6ZM137 122V121H136ZM155 122V123H154ZM227 122V123H226ZM233 122V123H232ZM262 122V123H261ZM53 124H54V122H52ZM152 123H154L155 125H153ZM157 123L158 124H160L161 126H157ZM212 123H215L214 125L212 124ZM220 123V125H217V124H219ZM225 123V124H224ZM66 124V123H65ZM65 124H59L58 126H59V130H57L58 128H56V127H58V126H56L55 124V129H54V127L53 128H51V132L50 133H52V135H56V132H57V134H58V131H60L59 133H62L63 131L65 132L66 131V125ZM149 124H150V127H153V130H155V131H152L151 130V128L149 127ZM210 124H212V126L210 125ZM227 124V125H226ZM257 124V125H256ZM2 125V126H1ZM5 125V126H6ZM8 125H7V127H8ZM53 125V126H54ZM153 125V126H152ZM164 125V126H163ZM216 125V126H215ZM232 125V126H231ZM263 126H262V128H264V124H262ZM137 126H141L140 127V129L138 130V128H137ZM155 126V127H154ZM157 126V127H156ZM163 126V127H162ZM166 126V127H167ZM173 126V125H172ZM224 126V127H223ZM148 127L150 128V130L148 129ZM206 127V128H205ZM213 127V128H212ZM233 127H235V129L233 128ZM240 127V128H239ZM63 128H65V129H63ZM155 128V129H154ZM158 129V131L156 132V130ZM163 128H164V130H163ZM208 128V129H207ZM212 130H210V129ZM215 128V129H214ZM217 128H218V130H217ZM220 128V129H219ZM230 128V129H229ZM53 129V130H52ZM172 129V130H171ZM175 129V130H174ZM205 129V130H204ZM237 129H239V130H237ZM0 130H1V128H0ZM142 130V131H141ZM164 131V133L162 134L161 132L162 131ZM165 130H166V132H167V134H165L166 132H165ZM208 130V131H207ZM225 130H226V133L227 132H229L228 134H226V135H224L223 134V132L225 133ZM230 130V131H229ZM232 130V131H231ZM234 130V131H233ZM11 131V133H12V131H13V135H14V132L16 133L17 132V130H15V129H13L12 130V127H11V129L9 130V132ZM44 133H43V132ZM46 130H42L41 129V132L40 133H43L40 137H41V139L44 137L43 135L45 134V139H47V137H48V135H49V131H50V129L48 128V133H47V131L45 132ZM62 131V132H61ZM140 133H139V132ZM177 131V132H176ZM237 132V134H236V132ZM243 131H245V132H243ZM63 132V133H64ZM150 132V133H149ZM154 132V133H153ZM155 132L156 133H158L159 132V134H155ZM170 132V133H169ZM210 132V133H209ZM231 132V133H230ZM242 134L241 132H243V137H244V135H246L244 138H245V141H244V138L239 134ZM247 132V133H246ZM2 132L0 131V136L2 137H0V144L1 145H3V143L6 141V137L4 138V135H2L1 134ZM138 133V134H137ZM175 133V134H174ZM204 133H205V135H204ZM207 133V134H206ZM217 133V134H216ZM219 133V134H218ZM245 133V134H244ZM47 134V135H46ZM235 134V135H234ZM263 134V135H262ZM17 135V134H16ZM101 135H104V134H101ZM138 135V136H137ZM143 135V136H142ZM159 135V136H158ZM162 135H164V137L162 136ZM166 135H168V139L166 138ZM169 135H170V138H169ZM175 135H177V136H175ZM210 135V136H209ZM47 136V137H46ZM50 136V135H49ZM142 136V137H141ZM154 136H155V138H154ZM220 136L222 137V138H220ZM231 136V137H230ZM236 136H237V138H240V142L237 140V138H236ZM239 136H241V137H239ZM248 136V137H247ZM250 136V137H249ZM255 136V137H254ZM40 137H39V139H40ZM135 137V138H134ZM178 137V138H177ZM183 137V138H182ZM210 137V138H209ZM228 137V138H227ZM230 137V138H229ZM253 137V138H252ZM154 138V139H153ZM166 138V139H165ZM207 138V139H206ZM212 138V139H211ZM217 138V139H216ZM218 138H220V140L218 139ZM241 138H243V139H241ZM246 138H247V140L249 141V142H247L246 143ZM250 138H252V139H257V140H250ZM143 139V140H142ZM157 139V140H156ZM181 139V140H180ZM205 139V140H204ZM224 139V140H223ZM230 140V139H232V142H234V139H235V141H236V143H234L235 145H233V143H232V148H231V151L232 152H230V153H235V155H233L232 156V154H230L231 155V157L234 159V158H236V160L234 159H232L231 158V160L229 159V154L227 155V151L225 152H221L222 151V149H221V147H220V145L218 146L217 144H220L221 142V144H225V141H227V140ZM262 139V140H261ZM130 140H132V142H129ZM137 140V141H136ZM140 140V141H139ZM156 140V141H155ZM241 140H242V142H241ZM262 142H261V141ZM146 141V142H145ZM149 141V142H148ZM200 141V140H199ZM202 141V139H201V144H204L205 142H203ZM217 141V142H216ZM220 141V143H218ZM107 142V141H106ZM123 142H125V143H123ZM126 142H129V143H126ZM142 142V143H141ZM168 142H170V144L168 143ZM238 142V143H237ZM243 142H244V144H243ZM253 142L255 143V145L253 144ZM263 143V144H261V143ZM21 143V142H20ZM112 143V147H114V148H116V149H114V148H112V147H109V146H111V145H109V144H111ZM114 143V144H113ZM214 143V144H213ZM217 143V144H216ZM249 143V144H248ZM261 144L260 145V149L259 148H257L256 146L257 145H259V144ZM147 144V145H146ZM151 144V145H150ZM164 144V145H163ZM165 144H167V145H165ZM206 144V143H205ZM204 144V145H205ZM237 144V145H236ZM239 144H240V146H239ZM253 144V146H255L254 148H256V149H254L256 152H254V150L251 148V145ZM257 144V145H256ZM0 145V146H1ZM114 145V146H113ZM118 145H120V143H117V145L116 146H118ZM152 145H153V147H152ZM157 145V146H156ZM161 145V146H160ZM185 145V146H184ZM244 145V146H243ZM248 145H250L249 147H248ZM133 146V147H132ZM146 146V147H145ZM236 146H238V149H237V147ZM241 146H242V148H243V150H246L247 149V151L248 152H250V154H251V162H247L246 161V159L244 158V156L241 154V153H239V154H236L237 153V151L239 150V148H241ZM262 146V147H261ZM120 146H118V148H119ZM142 147V148H141ZM183 147V148H182ZM200 147H202V145L200 146ZM7 148V149H6ZM111 148V149H110ZM127 148H129V149H127ZM134 148H136V149H134ZM144 148H147V149H144ZM149 148H152V149H149ZM241 148V149H242ZM250 148L252 149V150H250ZM3 149H5V150H3ZM126 149V150H125ZM131 149V150H130ZM160 149V150H159ZM162 149V150H161ZM178 149V150H177ZM219 149L221 150L220 152H219ZM237 149V151H235ZM240 149V150H241ZM260 150L259 152H261V153H259L258 152V150ZM7 150V151H6ZM19 150V149H18ZM68 150V151H67ZM70 150H72V149H65L64 151H63V154L64 155H66V157H67V159L68 158H70L69 156H73V151L71 152ZM112 150V151H111ZM134 150V151H133ZM164 150V151H163ZM182 150V151H181ZM262 150V151H261ZM4 151H6V152H4ZM69 152V153H67V152ZM122 151V152H121ZM123 151H124V153H123ZM163 151V152H162ZM181 151V152H180ZM204 151H206V152H208V153H206V152H204ZM242 151V150H241ZM252 151V152H251ZM3 152H4V154H3ZM10 152L11 151H9V148L8 147H5L4 148V146L0 149V163L1 162H3V164L5 163V164H8V162H11L12 160H10L9 161V159L11 158L10 157ZM16 153L15 154H17V155H23V154H21V153H24V152H21L20 151V153L18 152V151H15ZM134 154H133V153ZM136 152V153H135ZM150 152V153H149ZM154 152V153H153ZM155 152H156V154H155ZM167 152V153H166ZM240 152V151H239ZM19 153V154H18ZM117 153V154H116ZM121 153V154H120ZM175 153V154H174ZM177 153V154H176ZM225 153H226V155H225ZM253 153V154H252ZM263 153V154H262ZM1 154H3L4 155V157H3V155H1ZM124 154V155H123ZM126 154V155H125ZM148 154V155H147ZM164 154V155H163ZM169 154V155H168ZM171 154H173V155H171ZM180 154V155H179ZM183 154V155H182ZM185 154V155H184ZM189 154V155H188ZM254 154H257V155H255L254 156ZM142 155L144 156V157H142ZM151 155V156H150ZM163 155V156H162ZM186 155H188V156H186ZM242 158V156H243V158L244 159H241L239 156ZM113 156V157H112ZM122 156V157H121ZM159 156V157H158ZM196 156V157H195ZM205 156V157H204ZM228 157V159H227V157ZM254 156V157H253ZM6 157V160H8V161H6V160H3V158H5ZM125 157V158H124ZM140 157V158H139ZM142 157V158H141ZM158 157V158H157ZM191 158V159H188V158ZM237 157H239V158H237ZM2 158V159H1ZM115 158V159H114ZM129 158V159H128ZM131 158V159H130ZM160 158V159H159ZM183 160H182V159ZM195 158V159H194ZM254 158V159H253ZM74 159V160H73ZM77 159V158H76ZM123 159H126V160H123ZM137 159V160H136ZM141 159V160H140ZM201 159V160H200ZM222 159V160H223ZM227 159V160H226ZM239 159V160H238ZM2 160V161H1ZM16 160H18V159H15V160H13L14 162L16 161ZM70 160H73V162L77 165V163L78 162H80V163H78V167L76 166V168H78V169H83L84 168V166H86L85 165V163L81 160V159H77V160H75V158H72V159H70ZM79 160V161H78ZM136 160V161H135ZM150 162H148V161ZM162 160H164V161H162ZM193 162H192V161ZM199 160V161H198ZM204 160H206L207 162L204 164ZM245 162H243V161ZM256 160H262V163H263V168H258L259 167V165H258V167H257V165H255V164H257V162H256ZM76 161H77V163H76ZM116 161V162H115ZM131 163L132 161H133V164H135V165H133L132 166V163H131V165L128 163ZM137 161H139V162H137ZM141 161H144L143 162V164L141 163ZM162 161V162H161ZM166 161V162H165ZM221 162V164H220V162ZM233 161V162H232ZM7 162V163H6ZM145 162H146V164H145ZM182 162H183V164H182ZM225 164H224V163ZM256 162V163H255ZM258 162H260V161H258ZM237 163V164H236ZM244 163V164H243ZM248 163H250V165L248 164ZM255 163V164H254ZM261 163V162H260ZM4 164V165H5ZM82 164V165H81ZM127 164H129V166L127 165ZM136 164H139V165H137L136 166ZM140 164H142V165H140ZM154 164V165H155ZM203 164V165H202ZM217 164H219V166H217ZM228 164H230V165H228ZM245 164H246V166H245ZM0 165H2V164H0ZM187 165V166H186ZM199 165V166H198ZM243 165V166H242ZM248 165V166H247ZM252 165H254V166H252ZM262 165V164H261ZM82 166V167H81ZM91 166V165H90ZM90 166H89V168H90ZM128 166V167H127ZM156 166V167H157ZM181 166V167H180ZM183 166H185V167H183ZM225 166V167H224ZM228 166H229V168H228ZM256 166V167H255ZM208 167H209V164H208ZM219 167V168H218ZM120 169L121 171L123 170V169ZM128 168V169H127ZM144 170H143V169ZM185 168H187V170H184ZM222 168V169H221ZM228 168V169H227ZM246 168V169H245ZM258 169V171H259V173H258V171H256L257 169ZM6 168H4V170H5ZM8 169V168H7ZM6 169V170H7ZM80 169V170H81ZM142 169V170H141ZM189 169V170H188ZM231 169V170H230ZM233 169V170H232ZM260 169H262V170H260ZM5 170V171H6ZM145 170H147V171H145ZM202 170V171H203ZM231 172H230V171ZM248 170V171H247ZM254 170V171H253ZM120 171V172H121ZM131 171V172H132ZM180 171H181V173H180ZM184 171H185V173H184ZM221 171V172H220ZM235 171V172H234ZM263 172V174H262V172ZM143 172V173H142ZM149 172V171H148ZM193 172H195V170H193ZM196 173V172H195ZM230 173H232V174H230ZM241 173V175H239ZM247 173V174H246ZM122 175H123V173H121ZM141 174V175H140ZM145 176H144V175ZM176 174V175H175ZM220 174V175H219ZM234 174V175H233ZM245 174V175H244ZM253 174V175H252ZM262 174V175H261ZM213 175V176H212ZM218 176V177H216V176ZM227 175H228V178H230V180L229 179H227V181H225L226 180V177H227ZM238 175V176H237ZM184 176V177H183ZM215 176V177H214ZM230 176H232V177H230ZM235 176V177H234ZM241 178H240V177ZM245 176V177H244ZM246 176H247V178H246ZM84 177H86V176H83V179H82V181L83 182H81L80 181V184L81 183H87L86 182V180L88 181V182H90V180H92L91 178L90 179H88L89 178V176L87 175V177H86V180H85V178ZM238 177V178H237ZM242 177H244L243 179H242ZM133 178V179H134ZM141 178V179H140ZM143 178H145L146 179V181H143L144 179ZM173 178V179H174ZM220 180H219V179ZM232 178V179H231ZM236 178V179H235ZM245 178H246V180H245ZM253 178V179H252ZM234 179V180H233ZM250 179V180H249ZM110 180H112V178L110 179ZM179 180V181H180ZM244 180V181H243ZM247 180H249V181H247ZM216 181V182H215ZM240 181V182H239ZM241 181H242V183H241ZM245 181H247V182H245ZM111 182H113L114 183V180L113 181H111ZM223 182V183H222ZM113 183H111V184H113ZM139 183V184H138ZM148 183H150V182H148ZM147 183V184H148ZM216 183V184H215ZM221 183H222V185H221ZM238 183V184H237ZM261 183H263V184H261ZM259 184H260V186H259ZM149 185V184H148ZM213 185V186H214ZM248 185H249V187H248ZM252 185V186H251ZM254 185V186H253ZM257 185V186H256ZM80 185H78V187H79ZM200 188H199V187ZM202 186V185H201ZM201 186L200 185H197V188H199V190H201L202 188H201ZM258 186H259V188H258ZM239 187H241V189L239 188ZM246 187V188H245ZM252 188V189H251ZM248 189V190H247ZM252 190H254V191H252ZM185 192H186V190H185ZM188 192V191H187ZM186 192V194H188ZM246 192V193H245ZM139 193V192H138ZM141 193V194H140ZM139 194H137V197H136V205H139L137 202H140V204L142 203V205H146L145 204V202L146 203H149V202H147L148 200H149V196H146L147 195V193H144L143 194V192L141 191ZM190 193V192H189ZM240 193V192H239ZM260 193V194H259ZM146 194V195H145ZM255 194V195H254ZM257 194H259V195H257ZM140 196V198H139V196ZM189 195V194H188ZM207 195L209 196V197H207ZM240 195V194H239ZM252 195H254V196H252ZM257 195V196H256ZM141 196H143V197H141ZM170 196H172V194L170 195ZM236 196L237 197H239L238 195H237V193H236ZM242 197V196H241ZM257 197V198H256ZM138 198V199H137ZM204 198H203V201H207L208 202V200H204ZM210 198V199H209ZM250 198V199H249ZM141 199V200H140ZM142 199L144 200V202L142 201ZM148 199V200H147ZM253 199V200H252ZM259 199V200H258ZM58 200H60V199H57V200H54V203H55V206H59L60 207V205H61V203L59 204V203H56V202H61V200L60 201H58ZM217 200V201H216ZM250 200H252V201H250ZM215 201V202H214ZM248 201V202H247ZM216 202H218V203H216ZM225 202V203H224ZM53 203V204H54ZM193 203L194 204H192V201H191V204H192V206H191V212H197V211H194V210H198V209H196L197 207L196 206H201V207H199V209L200 208H202V207H204L203 206V203H201V202H198L197 200H196V203H195V201L193 200ZM197 203H201V204H197ZM252 203V204H251ZM59 204V205H58ZM158 204V202H155L154 201V203H153V207L151 208V210H152V214H153V217H155L154 219H157V220H161L162 222H166L167 223V226H169V227H173V225H175V227L176 226H178V229L180 228L181 229V227L182 226H184L185 228H188L189 227V225H191V220L189 219V218H191V217H185V216H183L182 214H181V212L179 213V211H175V213H174V211H172L171 210V213H170V211H169V213L170 214H168V213H166V216L167 215H169V217H166L165 216V212L163 213V208H161L160 206H158L157 205ZM197 204V205H196ZM168 205V204H167ZM220 205V206H219ZM140 206V205H139ZM214 206V207H213ZM216 206V207H215ZM226 207V208H225ZM247 207V208H246ZM160 208L162 209V210H160ZM249 208V209H248ZM154 209V210H153ZM204 209L205 210H203L206 214H207V211H206V207H204ZM221 209V210H220ZM240 209H242V210H240ZM245 211H244V210ZM193 210V211H192ZM201 209L199 210L200 212H201V214H202V211ZM224 210V211H223ZM240 210V211H239ZM157 211V212H156ZM198 211V212H199ZM211 211H213V212H211ZM220 211V212H219ZM244 211V212H243ZM155 214H154V213ZM177 212V213H176ZM203 212V214H205ZM216 213L217 212V214L215 215V214H213V213ZM224 212V213H223ZM252 212V213H251ZM256 212V213H255ZM159 213V214H158ZM174 215H173V214ZM238 213V214H237ZM245 214L246 213V215H247V218H245V216L244 215H242V214ZM248 213V214H247ZM249 213H251L252 215V217H249L248 215H250ZM255 213V215H254V217H253V214ZM172 214V215H171ZM228 214V213H227ZM231 213H230V215H232ZM257 214H260V215H257ZM156 215H158V216H156ZM160 215V216H159ZM171 215V216H170ZM180 216V218H181V220L179 219V216ZM223 215V216H222ZM225 215V216H224ZM237 215V216H236ZM173 216L175 217V218H173ZM212 216V217H211ZM243 216H244V218H243ZM259 216V218H256L257 219V221H256V219H255V217H258ZM220 217V218H219ZM169 218V219H168ZM170 218H173V219H170ZM197 218V219H198ZM207 218V219H206ZM218 218V219H217ZM244 219V221H245V223H242L243 222V220L242 219ZM249 218V219H248ZM250 218H251V220H250ZM252 218L254 219L253 221H252ZM178 219H179V221H178ZM222 219H224V220H222ZM239 219H241V220H239ZM247 219V220H246ZM260 219V220H259ZM262 219V220H261ZM166 220V221H165ZM167 220H169V221H167ZM184 220H186V222L184 221ZM206 220V221H205ZM210 220V221H209ZM213 220V221H212ZM236 220V221H235ZM238 220V221H237ZM249 220V221H248ZM160 221V222H161ZM175 221V222H174ZM182 221H184L185 223H183ZM198 221V220H197ZM220 221H222V222H220ZM230 221V222H229ZM253 223H252V222ZM255 221V222H254ZM161 222V223H162ZM179 222V223H178ZM208 222V223H207ZM220 222V223H219ZM236 222V223H235ZM251 222V223H250ZM180 223H183V224H180ZM209 223H211V224H209ZM216 223V224H215ZM218 223V224H217ZM248 223H250V224H248ZM177 224V225H176ZM245 224H247V225H250V226H247L248 228H246V226H245ZM179 225H181V227L179 226ZM220 225V226H219ZM262 225H264V223L263 224H261V226ZM188 226V227H187ZM240 227V229H238L239 227ZM244 226H245V228H244ZM260 226V227H261ZM238 227V228H237ZM177 228V227H176ZM183 228V227H182ZM234 228V229H235ZM246 229V230H245ZM262 230V229H261ZM241 231V232H240ZM246 231V232H245ZM243 234L245 235V236H243ZM251 235V236H250ZM219 238L218 239H222V237L221 236H218ZM225 237H226V235H225ZM260 242H261V245H262V247H261V245H260ZM263 254V253H262ZM263 258V259H262ZM261 259L262 260H264V254L261 256ZM231 261L232 260H230V262L229 263H231ZM240 261V262H239ZM239 261H235V263L237 262V264H242V263H247L248 261H249V258H245V260L244 259H242V260H239ZM233 262V261H232Z\"/></svg>",
    "mask_w": 264,
    "mask_h": 264
},
{
    "label": "water",
    "instance_id": "water-1",
    "mask_svg": "<svg viewBox=\"0 0 264 264\" xmlns=\"http://www.w3.org/2000/svg\"><path fill=\"white\" fill-rule=\"evenodd\" d=\"M55 35H56V31H55V29H52V30H50V31L47 33V37H48V38H53Z\"/></svg>",
    "mask_w": 264,
    "mask_h": 264
}]
</instances>
